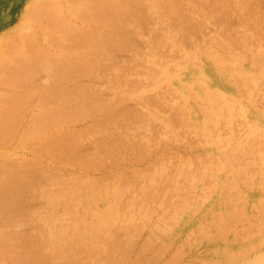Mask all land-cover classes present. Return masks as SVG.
<instances>
[{
  "label": "rangeland",
  "instance_id": "1",
  "mask_svg": "<svg viewBox=\"0 0 264 264\" xmlns=\"http://www.w3.org/2000/svg\"><path fill=\"white\" fill-rule=\"evenodd\" d=\"M40 0H38V1H35V0H0V43H2V42H4L3 44H0L1 46H0V55L2 56H0V60H2V62H4L6 65H8L9 63L12 65V66H6V69H5V67H4V65H1L0 64V68L1 67H3V69H0V71H1V73H0V75H2V77H3V79L7 76V77H10V78H5L7 81L6 82H8V80H9V83L11 84L12 83V77L13 76H15L16 74H14L13 76H11L12 75V70L13 71H15V68H16V64H17V59L14 57L13 59H15V60H11L10 59V56L9 55H7V52L9 53H11V51H3V49L5 50V47L4 46H2V45H5V46H7V48H9V46L11 47V48H9L10 50L12 49V45H14V49L16 48V51H14L13 50V52H12V55H13V53L14 52H18V48L20 49V55H19V52L17 53V55L20 57V58H22V57H24L23 55H25V53H26V51H22V49L24 48V46H25V44H23V42H26V40H27V46H29L28 48L31 50V54H33L32 52H36V53H39V51L41 52V50H45V51H48L49 52V50L51 51L52 50V52H50V53H52V54H54V55H60L59 53L57 54V52H61V50H62V48H64L65 49V47H60V46H55L54 44L53 45H51L50 43V41L48 42H46V38L44 37V35L42 36L41 34H43L42 32H44L43 30H44V28L47 26V27H50L49 26V24H51L52 23V18H55V16L57 15H59L63 20H65L64 22H66L67 20L65 19L66 17H65V15L66 14H68L69 13V11H70V9L71 10H73V6H75V8L76 7H78L79 5H81L82 6V4L85 2V4H83L84 6H82V7H84V8H89L90 9V7L92 8V6H87L86 7V4H89L90 5V3H92L93 4V2L96 4V3H98L97 5H99L98 7H96V6H94L95 4H93V7H95V9L97 8V10L99 11L100 9V15L102 16V15H104V16H102L105 20H109V21H113V22H115L116 21V23H121V22H117V21H121L122 20V22H123V20H124V22L122 23V24H127L128 22L129 23H133L134 24V21L136 22V21H138V22H136L135 24H138V25H141V28H142V30L140 31V34H141V32H142V35L141 36H138V35H136V37H135V35L134 34H127L128 36H129V39L131 38H133L132 37V35L134 36V38L132 39V40H134L135 42H136V44H138V45H140L141 47L143 46V48L146 50L147 48V52H148V54H147V52H146V55H148V56H143V57H146V59H145V61L143 62L142 61V59L140 60L139 58H140V56L138 57V59H137V61L138 60H140V62H142L143 63V67H144V70L146 71V72H143L142 70H140V72H143L144 74H139L138 73V71L136 70V67H135V69H133V70H136L137 72L136 73H133V72H131V70H132V68H130L129 69V71H128V73L126 74V76H123V78H125V80L126 79H128V80H126V82L127 83H130V81L131 80H138V81H140L141 82V84H140V82H139V84H140V86L138 85V89H135L137 86V84L135 85V83L136 82H138V81H135V83H134V91H137V90H139V92L140 91H143V95L144 94H147L146 92H151V95L150 96H155V98L153 97L152 99H154V102L156 103H154V102H152L151 103V99H150V97H149V94H147L148 96V98L150 99V104H155V106L158 104V103H160L159 101L158 102H156V97H161V98H157V100L159 99H161V100H163V101H165L164 103H163V101H162V103H160L159 105H157V106H161L160 108L162 109V107H163V109L164 110H160V108H158V110H159V112L157 111V110H155L156 109V107L154 106V108L153 107H151V105H150V107H148L149 105H148V101H149V99H148V101H147V98H146V95H144L143 96V98L144 99H146V102H145V100H144V102H145V104H147V105H145L144 104V102H143V104H144V107H143V104H139V102H140V100L138 99V101L136 102L135 101V99H130V98H126V99H123V100H120V102H119V104H118V106L120 105V107H124V108H130L131 110V115H133V114H135L136 116H138L140 113V111H138L137 110V112L138 113H135L134 112V110H135V108L136 109H139V110H145L143 113H145L146 111H147V116L145 115V114H143V116L146 118V124H148V122H150L151 124H149V126L151 127L152 126V129L148 126V125H146L145 124V126H144V122L142 121L143 120V118L142 119H136L135 118V116L133 115V118H135V119H133V121H131L130 122V124L131 125H129L128 124V126H132L131 128H133V123L132 122H135L134 124H136V122L138 123V125L140 126V124L143 126H140V127H142L143 128V130H142V128L140 129V127L138 126V125H136L137 127H135V130H134V128L132 129L133 131H131L130 129H128V128H130V127H125L124 128V130H123V128L121 129V128H119V129H117V128H113V131L114 130H117V132L119 131V133L120 132H122V133H120V137H118L119 136V133H118V135H116L117 136V141L120 139V138H122L123 139V141L122 142H119L118 141V151H120V152H118L117 151V147H116V144H117V141H116V144H115V148H116V153H115V151L113 152L114 153V158L117 156L118 157V160H113V162H114V165L115 166H113V170H112V172L115 170L116 172H113V173H117V172H121V173H123V170L125 171V173H127V175H128V177L124 174V177H123V174H119V176H118V174H117V176H116V178L117 177H119V179L121 180H117L119 183H117V185H116V183H113L114 181L113 180H115L116 178H115V176L113 175V176H107L106 174L107 173H101L100 172V175L98 174L99 172H93V170H92V168H85V169H82V170H79L78 168H69V169H60L61 171L59 172V178H58V172H53V171H59V169H57L55 166H53L52 168H51V171L50 172H53V176H54V178H53V176L51 175V173L50 172H47V175L46 174H44V172H42V170L41 169H37V166H38V168H44V166L42 165V164H44V159H42V158H40L38 155L36 156V157H34V156H32V154H29V153H24L23 151H20V150H18V151H16V145H15V142H14V138L12 139H8V141H1V138H0V164L1 165H5V166H8V167H10V166H17V165H15L16 163H13V161H15L16 159V162L17 163H19L20 161L22 162V159L21 158H25V161H23V163H25L26 161H28V162H26L25 164L27 165H25V164H23L22 163V167L24 168V169H26V167L30 170V169H32V167L34 166H36L35 168H33L32 170H35V169H37L36 171H33V172H37V171H41L43 174H44V176L45 177H49V175H51L52 176V178H51V176L47 179V178H43V179H47V181L45 180L42 184H39V185H36V186H38L39 188L37 189L38 191H40L41 190V192H44L45 193V189L47 188V186L45 187V189L42 187V185L44 184V185H46V182H48V180L49 181H51V183H49L48 182V188L47 189H52V188H54V189H52V195H55V196H57V195H59V196H57L56 198L58 199H52L51 197H52V195H51V190L48 192V190L46 191V192H48V194L47 193H45V194H43V196L44 197H46V198H42L41 197V195H39V197H37V198H35L34 196V199H32L33 197H32V195H30L29 196V198H27L28 199V201H27V199L26 198H24V199H22L21 201H22V204H21V202H20V205H16V204H14L15 206H13L12 205V207H10L9 209L7 208V207H5V206H1V207H3V208H1V210H0V213H1V211H2V213H4V214H0V217H2L3 218V216L5 217V215H7V217L6 218H3L4 219V221L1 219V221H3V222H5V221H7V220H11V219H13L15 222H17V228L19 229V227L20 226H23L24 227V225H25V229L23 230V228H21L20 227V229L19 230H16V231H20V230H22L23 232H25V230H26V225L28 224L29 226H31V228H32V230H31V233H29V234H38V236H42V239L44 238V241L43 242H41L42 244V253H44V257H45V260H46V264H47V259L46 258H48V256H50L49 258L50 259H48V261L50 260V263H48V264H62L63 262H65V261H63V259H61L60 257V260H54L53 259V256H52V253H50V254H48V252H50V250L52 249V248H50V247H52L53 245H54V243H55V245L57 244L58 246L59 245H62L61 246V250L63 251V252H65V253H68V252H70L71 254H72V252H73V254H74V252H76V254L78 253V255L80 254V256H81V253L78 251V250H81L82 249V247L83 248H85V249H87V247H88V249L90 248V250H91V247H92V249L95 251L96 250V255H95V257H91V256H84V258H81V257H83V253L84 252H82V256L80 257V258H78V255H76V254H74V257H76V259L78 258V261H79V259L81 260V262L79 263V264H83V262H85V264H94L95 263V261H97L96 262V264H102V263H99V262H103L104 264H106L107 262H105L106 260L108 261V263L107 264H110V262H112L113 261V259L114 258H118L117 260H119V257H117V255H118V253H119V255H120V253H121V251H125V248H126V250H128L129 251V249L131 250L130 252H128L126 255H127V257H126V259H125V253H124V251H123V253H121L122 254V256L120 255V259H123V257H124V259H125V263L126 264H133V263H130L129 262V260L130 259H132V258H135V256L136 255H132L133 253H135L136 252V250L137 249H139V248H142V246H147L145 249H143V250H140L138 253H140L141 252V255H142V257H140V260H141V262H143V264H151L150 263V261L149 260H151V258L152 257H154L155 255V257L154 258H156L157 257V259H155V261L152 263V264H248V263H250V262H253V261H256V262H260L261 264H264V263H262L263 262V259H264V143L262 144V142L261 141H263L264 142V136H262V135H264L263 133H264V41H263V37H264V0H109L110 2L111 1H113V2H115V4H116V6L118 5V6H120V8L119 7H116V6H114V3H110L109 1H108V4H106V5H103L104 3H107V0H47V2L45 1V0H41L40 1V3H38ZM81 2V3H78V2ZM84 1V2H83ZM49 2V3H48ZM51 2V3H50ZM77 2V3H76ZM90 2V3H89ZM72 3V4H71ZM40 4V5H39ZM49 6H48V5ZM51 4V5H50ZM74 4V5H73ZM76 4H78V6L76 5ZM113 5V6H111V5ZM44 6V5H46V6H44V8L43 9H45L48 13H46V14H40V16L39 15H37V14H34L35 13V11L37 10V6ZM153 5V6H152ZM108 6H109V8L111 9H109L108 8ZM123 6V7H122ZM137 8V7H139L140 9H144V7H147V8H145L144 9V11H145V14L143 15V13H144V11L143 10H139L138 8V10L135 8V7ZM180 7V8H178V7ZM72 7V8H71ZM100 7V8H99ZM153 7H155V8H153ZM165 7V8H164ZM173 8V7H177V8H174V9H177V12H176V10H175V12H173V10L174 9H171V11L172 12H170V10L169 11H167L168 9H170V8ZM252 7H253V9H252ZM70 8V9H69ZM81 8V7H80ZM87 8V9H88ZM125 8H126V12H125ZM132 8V9H131ZM160 8H164V9H160ZM247 8L249 9L250 8V10H247ZM49 9V10H48ZM92 9H94V8H92ZM123 9V10H122ZM129 9V11H127ZM132 11H131V10ZM160 9V10H159ZM186 9V10H185ZM247 10V11H245V10ZM25 10H27L26 12H25ZM28 10H30L29 12H28ZM67 10H69V11H67ZM166 12V13H164V11ZM178 10H179V13L181 14V12H183V13H185V15H180V14H178ZM188 10H189V12H188ZM191 10V11H190ZM193 10H194V12H193ZM201 10V11H200ZM106 11H110V12H114L109 18L108 17H106V15H108L107 13H104V12H106ZM134 11V12H133ZM150 11V13L152 14V15H147V12H149ZM195 11L198 13H195ZM199 11V12H198ZM202 11H204V12H206V13H203V15H202ZM210 12V13H208V12ZM217 11V12H216ZM226 11V12H225ZM245 11V12H244ZM249 11V12H248ZM254 11V12H253ZM28 12V13H27ZM116 12V13H115ZM129 12H132L131 14L129 13ZM155 12V13H154ZM163 12V13H162ZM189 13V15H188V13ZM194 13L196 16H194V14H191V13ZM222 12V13H221ZM241 12H243V13H241ZM168 13V17H166L167 19H168V21L166 20V18H164L166 15L165 14H167ZM170 13H172L171 15H170ZM175 13H176V16H175ZM199 13L202 15L201 17H200V15H199ZM208 13V14H207ZM229 13V14H228ZM248 15H247V14ZM252 13V14H251ZM26 14V15H25ZM29 14V15H28ZM114 14L115 15H117L118 16V18L116 17V16H114ZM149 14V13H148ZM164 14V15H163ZM178 14V15H177ZM222 14H224V15H222ZM228 14V15H227ZM240 15V14H242V16L240 15L239 17H238V15ZM251 14V15H250ZM35 15V16H34ZM143 15V16H142ZM147 15V16H146ZM155 17H154V16ZM160 15V16H159ZM193 15V16H192ZM205 15V16H204ZM249 15L250 16H252V17H250V18H248L249 17ZM258 15V17H256ZM25 16V17H24ZM64 16V17H63ZM114 16V17H113ZM147 18H146V17ZM148 16H149V18H148ZM153 16V17H152ZM158 16V17H157ZM170 16V17H169ZM186 16V17H185ZM192 16V17H191ZM214 16H215V18H214ZM235 16V17H234ZM120 17H122L121 18V20H120ZM150 17H152V18H150ZM194 17V18H193ZM209 17V18H208ZM218 17V18H217ZM234 17V18H233ZM245 19V21L246 22H242L244 19ZM245 17H247V19L245 18ZM23 18V19H22ZM106 18H108V19H106ZM157 18V19H156ZM164 18V19H163ZM185 18V19H184ZM191 18H193V19H191ZM252 18H254V20L252 19ZM41 19V20H40ZM103 19V20H104ZM119 19V20H118ZM126 19H128V22L126 23ZM130 19H131V21H130ZM160 21H159V20ZM187 19H188V22H187ZM189 19H191L190 21H189ZM218 19V20H217ZM237 19H238V22H237ZM243 19V20H242ZM256 19H257V21H256ZM24 20V21H23ZM71 20V24L73 25V26H75L76 28H80L81 26V24H83L84 25V23H86V25H84V26H87V24H88V26L90 25L92 28H94L95 27V29H97V27H103V25H102V22H100L101 24H99V21H97L96 22V20H93V19H88V18H75V16H74V18H71L70 19ZM115 20V21H114ZM134 20V21H133ZM158 20V21H157ZM162 20H164V21H162ZM221 20V23L220 22H218V21H220ZM20 21H23L24 22V24H23V22L21 23ZM37 21V22H36ZM49 23H48V22ZM170 21V22H169ZM198 21H202L203 22V25H202V22L199 24V27H198ZM215 21V22H214ZM229 21H230V23H229ZM240 21V22H239ZM250 21V22H249ZM252 21L255 23L254 25H253V23H252ZM104 22H107V21H104ZM183 22H186L187 23V25H189L188 23H190L191 25H193L194 26V28L192 27V26H187L186 27V25H184L183 26V24H185V23H183ZM206 22V23H205ZM258 22V23H257ZM22 24V25H19V24ZM47 23V25H44V24H46ZM69 23V22H68ZM128 23V24H129ZM160 23H161V25H160ZM176 23V24H175ZM205 23V24H204ZM217 23V25H215ZM227 23H229V24H227ZM247 25H246V24ZM252 25H251V24ZM257 23V24H256ZM75 24V25H74ZM166 24H168L167 26H171V29L173 30V34L175 33V35H176V37L174 36V39H169L168 40V42H170L171 43V47H169V45L168 46H166V44L165 45H163L165 42H166V40H165V42L162 44L161 42L163 41H161L160 42V44L161 45H163V46H160V44L158 45L159 47H160V49H159V47H158V49H157V51H158V53L162 50V52L163 51H165L164 53H163V56H162V52L161 53H159V56L161 55V60H160V63H157V64H154L153 65V63H152V59H153V56H157V54L155 55V53H154V49H153V47H152V43L154 42L153 41V38L151 37V33L150 32H148L147 31V29H146V27L148 28V25H153V26H158V27H160V26H162V25H166ZM38 25H42V26H38ZM79 25V26H78ZM82 25V26H83ZM93 25V26H92ZM95 25V26H94ZM97 25V26H96ZM223 25H225V26H223ZM227 25H228V27H227ZM232 25V26H231ZM249 25L251 26V30H250V27H249ZM256 25V26H255ZM22 28V30H19L20 29V27ZM36 26V27H35ZM170 26L168 27L169 29H170ZM177 26V27H176ZM183 26V27H182ZM200 26H202V27H200ZM203 26L205 27V28H203ZM233 26H234V28H233ZM237 26V27H236ZM254 27V30H253V27ZM19 27V28H18ZM43 27V28H42ZM47 27L45 28V30H48L49 31V33L51 32L53 35L55 34V32H54V30L56 31V34L54 35L55 37H58L59 38V35H60V38H62V34H63V32L64 31H61L60 30V28L63 30V28H62V26H58V28H57V26H52V29H51V27L50 28H48L47 29ZM105 27V26H104ZM140 27V26H139ZM179 27V28H178ZM184 27H185V30H184ZM190 27V28H189ZM199 29H198V28ZM207 27V28H206ZM227 27V28H226ZM246 29H245V28ZM249 27V28H248ZM37 28V29H36ZM40 28V29H39ZM181 28H183L182 29V31H181ZM193 28V29H192ZM232 28H233V30H232ZM34 29H36L37 31H39L38 32V35H37V37H36V33L34 34V33H32L31 31L33 30V32H35L36 30H34ZM43 29V30H42ZM169 29H168V31H167V33H170V31H169ZM170 29V30H171ZM177 29H179V30H177ZM189 29V30H188ZM190 29L192 30V31H190ZM197 29V30H196ZM202 29V30H201ZM205 29V30H204ZM219 29V30H218ZM229 29V30H228ZM230 29H231V31H230ZM255 29H257L256 31H255ZM259 29V30H258ZM41 30V31H40ZM196 30V31H195ZM204 30V31H203ZM220 30L221 31H223V34H222V32H220ZM260 30H262V34L260 33L261 31ZM60 31H61V34H60ZM178 31H179V33H178ZM191 34H193V36L192 35H189V37L188 38H190V39H188V40H193L192 41V44H190V42L191 41H188L187 42V39H186V36H187V33L188 32ZM200 31H202V35L201 34H198V33H200ZM206 31L207 32H209V33H206ZM234 31V32H233ZM254 31V32H253ZM259 31V32H258ZM18 32H20V33H18ZM59 32V33H58ZM110 32H112V35L111 36H115V34H113L115 31H114V29L113 30H111ZM144 32H145V34H144ZM147 32V33H146ZM183 32V33H182ZM187 32V33H186ZM236 32H239V33H236ZM245 32V33H244ZM30 33H32V34H30ZM50 33V34H51ZM116 33V32H115ZM119 33H120V31H119ZM126 33H128V32H126ZM162 35L164 34V32H160ZM185 33V34H184ZM206 33V34H205ZM221 33V34H220ZM258 35H257V34ZM21 34V35H20ZM22 34H23V36H22ZM28 34V35H27ZM51 34V35H52ZM111 34V33H110ZM123 34H125V33H122L121 32V34L120 35H123ZM173 34H169V35H173ZM180 35V37H177V35ZM183 34V35H182ZM205 34V35H204ZM226 36H225V35ZM235 34V35H234ZM238 34H239V36H238ZM249 34V35H248ZM259 34H260V36H259ZM12 35V36H11ZM25 35V36H24ZM27 35V36H26ZM31 35H33L32 36V38L34 37H36V39H38V41H39V43H37V41H36V39H31ZM35 35V36H34ZM40 35V36H39ZM118 35V34H117ZM126 35V37L128 38V36ZM147 35H150V38H149V36H147ZM178 35V36H179ZM204 35V36H203ZM224 35V36H223ZM242 35H243V37H245V36H247V38L245 39V38H243L242 37ZM251 35V36H250ZM263 35V36H262ZM9 36H10V40L12 39L11 37H14L15 36V38L14 39H12L14 42H12V44H11V42H9ZM22 36V37H21ZM29 36V37H28ZM39 36V37H38ZM42 36V37H41ZM53 36V37H54ZM137 36H138V38L139 39H136L137 38ZM143 36V37H142ZM182 36V37H181ZM185 36V37H184ZM231 36V37H230ZM250 36V37H249ZM252 36H254V37H252ZM25 37H28L29 38V41H28V38H25ZM173 37V36H172ZM184 37V38H183ZM192 37H195V38H192ZM233 37V38H232ZM249 37V38H248ZM255 38L256 37V39H254V40H257V41H253V39L252 38ZM258 37V38H257ZM260 37H261V40H260ZM8 38V39H7ZM18 38V39H17ZM19 38H21L20 40H19ZM24 38L26 39V40H24ZM141 38L143 39L144 38V40H145V38H146V40H148L150 43H147L146 45L145 44H143L142 45V43L144 42V40L143 41H141ZM171 38V37H170ZM179 39V40H177V41H175L176 39ZM223 38H225V39H223ZM239 38V39H238ZM17 39V40H16ZM30 39H31V41L32 42H35V44H32V48H30V45H31V43H29V42H31L30 41ZM41 39H44L45 40V42H44V40L42 41V43H41ZM51 39V38H50ZM130 39V40H131ZM151 41H150V40ZM236 39V40H235ZM246 40L247 41V43H246V45L247 46H249V47H246L247 49H248V51L250 52V54L251 55H247V54H249L248 52H244L248 57H246V58H244L245 56H243L242 57V55H241V53L243 54V49H245V48H243L242 50H241V48H239V47H237L236 45H234V44H236L237 43V41H241V40ZM250 39H252L250 42H253V45L249 42V40ZM259 39V40H258ZM24 40V41H23ZM34 40V41H33ZM131 40V41H132ZM137 40V41H136ZM145 40V41H146ZM170 40H172V41H170ZM195 40V41H194ZM221 40V41H220ZM224 40V41H223ZM230 40V41H229ZM235 40V41H234ZM153 41V42H152ZM173 41H175V42H177V43H179V44H176V43H174ZM197 41V42H196ZM225 41H226V43H225ZM229 41V42H228ZM231 41H233L232 43H231ZM245 41V42H246ZM262 41V42H261ZM6 42H7V44H6ZM133 42V41H132ZM134 42V43H135ZM138 42V43H137ZM152 42V43H151ZM168 42H166V43H168ZM194 42V43H193ZM200 42V43H199ZM218 42H221V44L219 45V44H217ZM236 42V43H235ZM255 42V43H254ZM259 42V43H258ZM14 43V44H13ZM29 43V44H28ZM47 43H49L50 44V46H49V44H47ZM145 43V42H144ZM196 43V44H195ZM202 43V44H201ZM230 43V45H228ZM39 47H41V45H43V49H42V47L39 49L38 48V46ZM195 44V45H194ZM197 44H199V45H197ZM223 44H226V46H227V48H225V47H222L223 46ZM248 44H250V45H248ZM257 44H258V46H257ZM15 45H17V46H15ZM33 45H35L36 46V51L34 50V48H35V46H34V48H33ZM145 45V46H144ZM150 45V46H149ZM155 45V44H154ZM153 45V46H154ZM174 45H177L178 47H176V46H174ZM201 45V46H200ZM204 45V46H203ZM222 45V46H221ZM237 45H239V44H237ZM48 46V48H46ZM54 46V47H56V48H52V47ZM196 46V47H195ZM198 46H200L201 48H200V50H199V47ZM207 46V47H206ZM233 46H234V49H233ZM240 46V45H239ZM18 47V48H17ZM26 47V46H25ZM163 47H165V49L163 48ZM166 47L168 48V49H166ZM198 47V50H196V48ZM222 47V48H221ZM237 47V48H236ZM254 47V48H253ZM22 48V49H21ZM46 48V49H45ZM61 48V49H60ZM142 48V49H143ZM151 48V49H150ZM163 48V49H162ZM174 48V49H173ZM177 48V49H176ZM184 48H185V54H189L190 53V55L192 54V57L190 56V55H188L187 56V60H185V58H186V55L184 54V53H182V52H184ZM204 49L202 52H200L201 51V49ZM208 48V49H207ZM210 48V49H209ZM229 48H231V50L229 49ZM252 48V49H251ZM26 48H24L23 50H25ZM29 49H26L27 50V52H28V54L26 53V55H27V57H26V55H25V58H28V57H31V56H33V55H31L30 54V50ZM37 49H39V50H37ZM63 49V50H64ZM170 49H173V52L172 53H170L171 51H170ZM175 49H176V51L178 50L179 51V49H181L179 52H178V54H180V55H177L176 56V53H174L175 52ZM192 49H193V51H192ZM241 50V53H240V50ZM250 49V50H249ZM254 49V50H253ZM53 50H54V53H53ZM60 50V51H59ZM62 50V51H63ZM66 50V49H65ZM64 50V51H65ZM151 50V51H150ZM169 50V52L167 53V51ZM187 50H188V52H187ZM207 50V51H206ZM252 50V51H251ZM56 51V52H55ZM67 51V50H66ZM24 52V53H23ZM43 52V51H42ZM48 52H46V54L48 53ZM122 51H119V54H117L116 52H113L112 53V55H114L113 57H115L114 59H116L115 61L116 62H120V63H118V64H122V62L124 63V61H126V60H128V57H125V56H131V54L129 53V52H127L126 51V53L127 54H125L124 52L125 51H123L122 53H121ZM152 53V55L153 56H150L151 55V53ZM182 54H181V53ZM192 52V53H191ZM209 52V53H208ZM211 52H212V54H211ZM237 52H239V53H237ZM252 52V53H251ZM6 53V54H5ZM9 53V54H10ZM43 53H45V52H43ZM50 53H48V55L50 54ZM56 53V54H55ZM63 53V52H62ZM73 53V52H72ZM71 53V54H72ZM198 53H200V54H198ZM204 53H206V56H204L205 54ZM52 54H50V56L52 55ZM125 54V55H124ZM150 54V55H149ZM165 54V55H164ZM166 54H167V56H166ZM170 54V55H169ZM244 54V55H245ZM16 55V56H17ZM120 55L123 57V59H122V57H120ZM124 55V56H123ZM173 55V56H172ZM195 55H197L196 56V59H195ZM209 55V56H208ZM254 55V57H257V58H253L252 56ZM7 56V57H6ZM14 56H15V54H14ZM17 56V57H18ZM73 56H74V54H73ZM164 56H166L165 58L167 59V63H165V61H163L164 62V64H162L163 62H162V58H163V60L165 59L164 58ZM171 56L173 57L172 59H169V57L171 58ZM174 56H176V57H174ZM181 56H185V58H181ZM200 56V57H199ZM219 56V57H218ZM241 56V57H240ZM18 57V58H19ZM119 57H120V59H119ZM135 57H137V56H135ZM179 57H180V59H179ZM198 57V58H197ZM207 57H209V58H206ZM216 57V58H215ZM249 57H252V59L251 58H249ZM11 58H12V56H11ZM131 57H129V59H130ZM150 60H149V59ZM219 58V59H218ZM165 59V60H166ZM169 59V60H168ZM174 59V60H173ZM183 59V60H182ZM190 59H192V60H190ZM214 59V60H213ZM217 59H218V61H217ZM223 59V60H222ZM124 60V61H123ZM148 60H149V62L150 63H152V64H150V66H154L155 68H157L158 69V74H157V72H152L151 73V71H150V74H149V70L151 69L152 70V67H150V69L148 68L149 67V64L147 63L148 62ZM182 62V63H184V65L180 62V61ZM185 60V61H184ZM190 60V61H189ZM194 60H196L195 62H199L200 63V65L201 66H198L196 63H195V65H194V63H192V62H194ZM202 60V61H201ZM216 60V61H215ZM254 60H256V62L254 61ZM6 61H8L9 63H7ZM16 62V64H15V62ZM106 61H108V60H105V62ZM170 61H171V63H170ZM173 61V62H172ZM222 61V62H221ZM1 62V63H2ZM162 62V63H161ZM175 62V64H176V66H175V64H173ZM177 62L179 63H181L180 65L182 66H180L179 64H177ZM215 62H217V63H215ZM45 63H48V60H45ZM107 63V62H106ZM142 63H139V64H141L142 65ZM145 63V64H144ZM146 63H147V65H148V67H147V65H146ZM169 63V64H168ZM190 63H192V64H190ZM220 63V64H219ZM217 64H219L218 66H217ZM14 65V66H13ZM141 65L139 66V67H141ZM145 65H146V69H145ZM164 65V66H163ZM166 65H168V66H166ZM171 65H174V66H171ZM194 65V66H193ZM38 65H34V67H32L31 69L29 68L28 70H27V75L29 74L30 75V77H29V75L27 76V77H29V82H27V78L25 79V83L24 84H22V85H18L17 83V87H11V86H9L8 87V83L6 84V83H3V81L4 80H2L1 81V79L2 78H0V89H1V91H0V97H3L4 99H5V101H8V103H9V97L11 96V98L14 96V93L15 92H22V89H29V88H34V87H37V88H41L40 86H42L45 82H46V80L43 82V79L45 78V79H49L50 78V76L47 74V73H45L46 71H44V70H42V69H38V67H37ZM137 66V65H136ZM169 66H171V67H169ZM181 68H180V67ZM11 67V68H10ZM13 67V68H12ZM164 67H166L165 68V70H164ZM172 68V67H174V69H172L171 71H173V70H175L174 72H172L171 73V71H168V70H166V69H168V68ZM142 68V67H141ZM154 68V69H155ZM160 68V69H159ZM178 68V69H177ZM5 69V70H4ZM8 69H10V70H8ZM35 69V70H34ZM140 69V68H139ZM143 69V68H142ZM153 69V71H155ZM157 69H156V71H157ZM177 69V70H176ZM180 69V70H179ZM2 70H3V72H2ZM17 70V69H16ZM164 70V71H163ZM188 70V71H187ZM7 71L9 72L8 74H7ZM168 71V72H167ZM176 71H178V72H176ZM199 71H202V72H200L199 73ZM135 72V71H134ZM165 72H167V73H165ZM183 72V73H182ZM17 73V72H16ZM46 75H45V74ZM145 73H148V74H146L145 75ZM154 73L156 74V77H155V75H154ZM159 73H160V75H159ZM171 73V74H170ZM173 73H175L174 75H173V77H172V74ZM180 73V74H179ZM191 75H190V74ZM249 73H252V75H250ZM5 74H6V76H5ZM45 76H44V75ZM135 74H137V75H135ZM248 74V75H247ZM149 75V76H148ZM163 75H164V77H163ZM165 75H167L168 77L166 78L165 77ZM250 75V76H249ZM253 75H254V79H253ZM18 76V75H17ZM17 76H15L16 78H14V79H16L17 80V78L19 77H17ZM47 76V77H46ZM49 76V77H48ZM129 76L132 78V79H129ZM150 76H152V77H150ZM154 76V77H153ZM248 76V77H247ZM1 77V76H0ZM35 79H34V78ZM106 76H104L103 78H104V80L103 79H100V81L96 78V80L95 79H90V82H93L94 81V83H91L94 87H92V88H96V87H98V88H100V89H102V88H104L105 87V85H106V88L108 87H110L112 84H114L113 82L115 81H108V79L107 78H105ZM135 79H134V78ZM140 77V78H139ZM148 77L149 78H152V79H148ZM161 77H163V78H161ZM251 77V79H249ZM41 78H43V79H41ZM51 78H53V77H51ZM87 78V79H86ZM123 78H122V81H124L123 80ZM143 79V82H142V79ZM145 78V79H144ZM147 78V79H146ZM155 78H156V81L157 80H159V78H160V80L158 81V82H155ZM158 78V79H157ZM177 78H178V80H179V82H178V80H177ZM203 78V79H202ZM238 78H243V79H245L246 80V83L248 84V85H251V86H245L246 87V90H248V91H243L242 93L243 94H240L239 93V90H238V87H237V85H236V82H235V80L236 79H238ZM40 79V80H39ZM86 79V80H85ZM185 79V80H184ZM40 82V84L38 83V81ZM50 80V79H49ZM48 80V81H49ZM60 80V79H59ZM83 80H85V83L87 82L88 83V77H85ZM82 80V81H83ZM88 80V81H87ZM92 80V81H91ZM103 80V81H102ZM153 80H154V82H153ZM184 80V81H183ZM202 82V84H200V81ZM203 80V81H202ZM239 81H240V79H238ZM238 80H236L237 82H238ZM11 81V82H10ZM76 81H78V80H76ZM97 81V82H96ZM105 81V82H104ZM107 81V82H106ZM133 81H132V83H133ZM147 81V82H146ZM152 81V82H151ZM164 81V82H163ZM168 81H171L173 84H171L170 86L168 85V87H167V84L168 83H170V82H168ZM198 81V82H197ZM26 82H27V84H26ZM43 82V83H42ZM63 82V81H62ZM81 81H79V83H80ZM149 82H151V83H149ZM186 83V84H189V90H187V88H188V85H187V87H185L184 88V86H182V84L183 83ZM5 84V85H3V84ZM15 83V82H14ZM14 83H12L11 85H14ZM28 83H30V84H28ZM34 83V84H33ZM71 85H73V84H76L75 83V81L74 82H68V84H67V82H66V84H67V86L65 87V88H67L68 87V90H74V89H72V87H74L75 88V86L76 85H78L79 83L77 82V84L76 85H73V86H71V87H69V85L70 84ZM82 83V82H81ZM83 83H84V81H83ZM86 83V84H87ZM98 83H99V85H98ZM105 83V84H104ZM107 83H109V84H107ZM116 83V82H115ZM131 83V84H132ZM150 84V85H148V84ZM9 84V85H10ZM16 84L14 85V86H16ZM42 84V85H41ZM66 84H64V85H66ZM131 84H130V86H131ZM246 84V85H247ZM7 85V86H6ZM25 85V86H24ZM33 85V86H32ZM92 85H89L90 87L92 86ZM95 85H98V86H95ZM104 87H103V86ZM146 85V86H145ZM166 87H164V86ZM176 85V86H175ZM200 85H202V86H200ZM18 86H23L22 87V89L20 88V91H19V88H18ZM114 86V85H113ZM133 86H131V87H129V90H132L131 88H133ZM143 86V87H142ZM147 86L149 87V88H147ZM154 86V87H153ZM182 86V87H181ZM206 88H205V87ZM5 87V88H4ZM25 87V88H24ZM102 87V88H101ZM156 87H159V88H156ZM163 89H162V88ZM169 87H171V88H169ZM201 87L203 88V89H201ZM211 87V88H210ZM214 87V88H213ZM18 88V89H17ZM71 88V89H70ZM106 88H104V90L102 89V92H100L98 95L100 96V95H103L104 93L105 94H107L108 96H104L105 97V99L107 98V97H109V92H108V88L106 89ZM122 90H121V89ZM164 91V88H165V90L167 89H169L168 91H162L161 92V89ZM247 88H251V89H247ZM15 89V90H14ZM17 89V90H16ZM127 89V88H126ZM144 89V90H143ZM145 89H147V90H145ZM160 91H159V90ZM171 89H172V91H173V94H176V96H177V94H178V96H180L179 98H180V100H181V98L183 97V99L186 97L187 99H185V101H184V103H183V100H181L180 102H179V98H178V96L176 97L175 95L174 96H172L173 94L171 93L172 91H171ZM193 91H192V90ZM14 90V91H13ZM156 90H158V92H154L153 93V91H156ZM175 90V91H174ZM181 90V91H180ZM205 90V91H204ZM211 90V91H210ZM242 90H244V89H242ZM2 91H4V93L2 92ZM14 92V93H8V92ZM118 91H120L119 93L122 95L124 92V90H123V87L122 86H120V87H118ZM250 91V92H249ZM104 92V93H103ZM122 92V93H121ZM168 92H170V93H168ZM176 92V93H175ZM194 92H196V93H194ZM238 92V93H237ZM103 93V94H102ZM153 93V94H152ZM157 93L159 94L158 96H157ZM166 93H167V95H166ZM181 93V95H179ZM186 93V94H185ZM192 93V94H191ZM219 93V94H218ZM227 93V95H225ZM248 93H251V94H248ZM161 94H163V95H161ZM165 94V95H164ZM190 94V95H189ZM195 96H194V95ZM213 94H214V96H213ZM247 95V98L245 97L246 95ZM10 95V96H9ZM161 95V96H160ZM216 95H217V97H216ZM235 95V96H234ZM242 95H244V96H242ZM257 95V96H256ZM164 96V97H163ZM182 96V97H181ZM193 98H192V97ZM213 96V97H212ZM228 96V97H227ZM234 97L233 99L234 100H231L232 99V97ZM253 96H256L257 98H254ZM102 97V98H101ZM104 97L103 96H100L99 97V101H101V99L102 100H104ZM173 97H175V98H173ZM230 97H231V99H230ZM238 97V101L237 100H235L236 98ZM246 99H245V98ZM98 97L96 96V98L95 99H93L94 101H96V99H97ZM101 98V99H100ZM163 98V99H162ZM166 98V99H165ZM218 98H219V100H218ZM228 98V99H227ZM0 99H2V98H0ZM4 99H2V100H4ZM28 99H29V97L27 98V100L25 101V102H27L28 101ZM167 99H173V100H171L172 102H171V104L169 103L170 101L169 100H167ZM205 99V100H204ZM221 99H222V102H219V101H221ZM226 99V100H225ZM230 99V100H229ZM256 99V100H255ZM30 100H32V101H30V102H28V104H26L25 105V109H26V112L24 113V112H22V111H25V109L24 110H22L20 113L22 114V115H20L19 114V118L18 119H20V116H22L23 118H21L22 120H18L17 121V123H16V125H14V126H16V129L14 128V129H12V132H18V130H19V132H20V129H22V127H23V125L24 124H27L30 120L29 119H31V115H32V111H34V110H36L38 107L40 108V106L43 104L42 102H36V99L34 100V99H32L31 97H30ZM98 100V99H97ZM128 102H126V101ZM217 100H218V102H217ZM255 100V101H254ZM1 101V100H0ZM122 101H123V103H122ZM127 103H125V102ZM133 101H135V102H133ZM143 101V100H142ZM153 101V100H152ZM169 101V102H168ZM175 101V102H174ZM176 101H178V102H176ZM187 101V102H186ZM231 103H230V102ZM236 102V104L234 103V102ZM2 102V101H1ZM4 102V101H3ZM37 104H36V103ZM130 102V103H129ZM182 102V103H181ZM196 102V103H195ZM224 102V103H223ZM245 102V103H244ZM255 102V103H254ZM7 102H5V103H1L3 106H4V104L5 105H7L6 104ZM32 103V104H31ZM137 103V104H136ZM179 103V104H178ZM181 103V104H180ZM214 103V104H213ZM226 103V104H225ZM228 103V104H227ZM239 103V104H238ZM252 103H254V104H252ZM33 104H35V105H33ZM38 104H40V106L38 105ZM124 105V106H122V105ZM125 104L127 105L126 107H125ZM165 104H167V105H165ZM212 104V105H211ZM217 104V105H216ZM225 104V105H224ZM233 104V105H232ZM1 105V106H2ZM30 105H32V107L30 106ZM128 105H130V106H128ZM135 105V106H134ZM137 105V106H136ZM164 105V106H163ZM185 105V106H184ZM189 105V106H188ZM208 105V106H207ZM215 107H214V106ZM220 105V106H219ZM223 105V106H222ZM227 105H228V107H227ZM239 105H240V107H239ZM0 106V107H1ZM134 106V107H133ZM147 106V107H146ZM153 106V105H152ZM166 106V107H165ZM171 106V107H170ZM172 106L173 107H177L176 109H177V111L176 110H174V111H172ZM185 107V108H183L182 109V107ZM231 106H232V108H231ZM247 106V107H246ZM31 107V108H30ZM44 107V106H43ZM208 107V108H207ZM221 107V108H220ZM225 107V108H224ZM237 107H238V109H237ZM3 108V107H2ZM2 108L0 109V113H1V110H2ZM38 108V109H39ZM134 108V109H133ZM146 108V109H145ZM152 108H153V111L154 112H156L155 114L153 113V111H151L152 110ZM168 108V109H167ZM213 108H215V109H213ZM222 108H224V110L225 111H223V109ZM229 108H231L230 110H231V114H230V110H229ZM234 108V109H233ZM31 109H33L32 111H31ZM38 109H37V111H38ZM149 109H151L150 111H149ZM170 109V110H169ZM180 109H182L181 111H183L184 112V110H185V112H184V114H183V112H181L180 111ZM228 109V110H227ZM133 110V111H132ZM190 110V111H189ZM219 112H218V111ZM237 112H235V111ZM28 111H29V113H28ZM170 111H172L173 112V115H172V112H170ZM178 111H180V112H178ZM214 111H216V112H214ZM221 111V112H220ZM234 111V112H233ZM239 111H241V112H239ZM34 112H36V111H34ZM149 112L151 113V114H149ZM165 112V113H164ZM171 114H170V113ZM176 112V113H175ZM186 112H188V114L186 113ZM229 114H228V113ZM232 112H233V114H232ZM19 113V112H18ZM133 113V114H132ZM158 113V114H157ZM159 113H160V117H159ZM163 113L166 115V113H168L166 116H167V119H165L164 117H166L165 115H163ZM174 113H175V115L176 114H178L179 115V118H181V119H183L184 117V119L183 120H181L180 119V121L178 120L179 118H175V119H177V120H175L174 121V117H178V115H174ZM180 113V114H179ZM238 115H236V114ZM241 113V114H240ZM243 113V114H242ZM29 114V115H28ZM31 114V115H30ZM161 114H162V116H161ZM185 114H187L188 116H186ZM228 114V115H227ZM150 115H152V117L150 116ZM156 115L158 116V119H157V117H156ZM168 115H172L171 117H168ZM182 115H183V117H182ZM0 116H1V114H0ZM212 116V117H211ZM216 116V117H215ZM139 118H140V115L138 116ZM142 117V116H141ZM153 117H154V122H152L153 121ZM187 117H189V118H187ZM170 118H172L171 120H169ZM212 118H215V119H212ZM217 118V119H216ZM236 118H238V120L236 119ZM244 118V119H243ZM152 119V120H151ZM165 119V120H164ZM187 119V120H186ZM211 119V120H210ZM220 119V120H219ZM236 119V120H235ZM145 120V119H144ZM213 120H214V122H213ZM0 121H1V118H0ZM138 121H142L143 122V124H142V122L140 123V122H138ZM161 121V122H160ZM221 121V122H220ZM232 121H237L236 123L234 122V124H232ZM22 122V123H21ZM157 122V123H156ZM173 122H175V123H179V124H175V123H173ZM218 122L219 123H221V125H219L218 124ZM20 123V124H19ZM153 123V124H152ZM17 124L19 125L18 127H17ZM161 124V125H160ZM162 124H163V126H162ZM170 124H171V126H174L173 128L170 126ZM217 124V128L215 127V125ZM225 124V125H224ZM229 124V125H228ZM255 124H256V127H255ZM258 124V125H257ZM157 126V128H158V126H160V128H158L157 130L158 131H164V129H165V131L164 132H157L156 131V127L155 126ZM177 125V127H175ZM187 125V126H186ZM230 126V127H228V126ZM233 125H234V127H233ZM254 125V126H253ZM260 125V126H259ZM83 126V125H82ZM127 126V125H126ZM161 126L163 127V128H161ZM166 126H168V129H167V127ZM214 126V127H213ZM77 127H79V125H77V126H75L74 128H77ZM81 127V126H80ZM171 127V128H170ZM220 127V128H219ZM223 127V128H222ZM226 128V132H225V128ZM232 127V128H231ZM260 127H262L263 128V131L261 132L262 133V135L259 133V130H257V129H259ZM69 128H72V126L70 127L69 126ZM139 128V130L140 131H138L137 129ZM170 128V129H169ZM212 128H213V130H212ZM231 128V129H230ZM257 128V129H256ZM24 129V128H23ZM22 129V130H23ZM128 129V130H127ZM150 129V130H149ZM159 129H161V130H159ZM163 129V130H162ZM191 131H190V130ZM224 129V130H223ZM235 129V130H234ZM16 130V131H15ZM108 130V129H107ZM106 130V131H107ZM121 130V131H120ZM123 130V131H122ZM137 130V131H136ZM154 130H155V132H157V134L155 133H153V136H152V134H151V132H154ZM170 130H172V131H170ZM187 130H189L188 131V134H187ZM215 130V131H214ZM220 130H221V132H220ZM232 130V131H231ZM251 130V131H250ZM104 131V132H103ZM105 130H102V131H95V134L93 133V135L92 134H87V136H85V138L83 137H81V136H79V141L81 140L82 142H79L78 140V142H79V145H85L84 147L82 146V147H78V149L76 148L75 150H74V148L72 149V150H74V151H72L71 153H76V154H79V153H77V151L79 150V151H81L82 149L83 150H85V148L87 147V150L84 152V154H86L87 153V151H88V149L89 150H93V143H92V141L93 140H90V139H94V141L95 142H97V143H99L100 142V140L98 141V139L97 138H100V139H102L103 137L104 138H107L106 137V133L109 131H107L106 132ZM130 131V132H129ZM142 131V132H141ZM167 131H170V132H167ZM212 131H214V132H212ZM230 131V132H229ZM0 132H1V130H0ZM18 132V133H19ZM115 132V134H117V132L116 131H114ZM127 132H129V133H127ZM135 132H137V133H135ZM183 132V133H182ZM234 132V133H233ZM253 132V133H252ZM257 132L259 133V134H257ZM26 133V132H25ZM105 133V135H103ZM132 133H135L136 134V136L134 135L133 136V134ZM147 133H148V135H147ZM150 133V134H149ZM162 134V135H160V134ZM168 133V134H167ZM206 135H205V134ZM210 133V134H209ZM216 133V134H215ZM222 134V135H220V134ZM255 133V134H254ZM1 134V133H0ZM24 134V133H23ZM115 134H113V135H115ZM122 134H123V136H122ZM131 134V135H130ZM218 134V135H217ZM233 134V135H232ZM257 134V135H256ZM112 135V136H113ZM206 137H205V136ZM211 135H212V138L213 139H211ZM220 135V136H219ZM249 135V136H248ZM254 135L256 136V137H254ZM88 136H89V138H88ZM93 136V137H92ZM107 136H111V135H107ZM125 136V137H124ZM131 136H133L132 137V139H130L131 138ZM154 136H157L156 138L158 139H156V138H154L153 139V137ZM210 136V137H209ZM231 136V137H230ZM0 137H1V135H0ZM81 137V138H80ZM87 137V138H86ZM129 137V138H128ZM146 137H148V138H146ZM149 137H150V139L151 140H149ZM152 137V138H151ZM173 137V138H172ZM196 137H197V139H196ZM216 137H218V138H216ZM222 137V139H220ZM248 137H250L254 142L256 141L257 143H255V144H252V143H254L250 138H249V142H248ZM104 138L102 139V140H104ZM116 138V137H115ZM201 138V139H200ZM210 138V139H209ZM216 138V139H215ZM226 138V139H225ZM233 138V139H232ZM254 138H256L255 140H254ZM263 138V139H262ZM111 139V140H110ZM125 139V140H124ZM130 139V140H129ZM141 139V140H140ZM143 139V140H142ZM170 139V140H169ZM198 139H200L201 140V142H198V141H200V140H198ZM204 139V140H203ZM207 139H209V140H207ZM214 139H215V141H214ZM229 139V140H228ZM5 140H7V139H5ZM101 140V141H102ZM108 140L109 141H114V140H116V139H112V137H110V138H108ZM133 140V141H132ZM152 140H154L153 142H155L156 144H154V143H152L151 141ZM169 140V141H168ZM195 140V141H194ZM207 140V141H206ZM219 140V141H218ZM259 140H260V142L261 143H259ZM149 141H150V143H149ZM157 141V142H156ZM159 141V142H158ZM198 143H197V142ZM212 141H214V144H215V142L216 143H218V145L216 144V146L217 147H215L214 146V144L213 143H211V145H210V142H212ZM227 141V142H226ZM31 143H32V140L30 141ZM85 142V143H84ZM124 142V143H123ZM128 143V144H126V143ZM132 142V146H131V143ZM140 142V143H139ZM220 142V143H219ZM223 142H225L226 144V146L225 145H223ZM243 142V143H242ZM2 143V144H1ZM4 143V144H3ZM38 143V142H37ZM81 143V144H80ZM88 143V144H87ZM90 143H92V144H90ZM114 143H115V141H114ZM123 143V144H122ZM136 143H137V145H138V147H137V145H136ZM200 143V144H199ZM202 143V144H201ZM207 143V144H206ZM227 143H228V145H227ZM246 143H247V145H246ZM249 143V144H248ZM33 144V143H32ZM130 144V151L132 150V152L130 153L129 152V154H130V156H129V154H127L128 153V150H129V148L127 147V145H129ZM141 144V145H140ZM148 145V149H146V150H144L145 149V147H143V149H142V147L141 146H143V145ZM150 144V145H149ZM153 144V145H152ZM204 144V145H203ZM245 144V145H244ZM251 144V146L249 147V145ZM262 146H261V145ZM31 144H29V146H30ZM126 145V147H124V146ZM135 145H136V148H135ZM156 145V146H155ZM158 145V146H157ZM192 147H191V146ZM242 145V146H241ZM35 146H37V145H35L34 144V146H32L33 148L35 147ZM90 146V147H89ZM122 146V147H121ZM221 146V147H220ZM245 148H244V147ZM31 146L30 147H28V149H31L32 148ZM140 147V148H139ZM154 147V148H153ZM239 147V148H238ZM91 148V149H90ZM122 148H123V150H122ZM124 148H125V150H124ZM126 148H128V150H126ZM131 148H133L134 149V151H133V149H131ZM147 148V147H146ZM150 148V149H149ZM224 148V149H223ZM251 148V149H250ZM254 148H256V149H254ZM42 149V148H41ZM52 149V151H54V152H52L51 154H50V156L52 157V155H53V153H54V155H55V150L53 149V148H51ZM81 149V150H80ZM140 149H142V150H144V152H142V150H140ZM244 149V150H243ZM254 149V150H253ZM77 150V151H76ZM115 150V149H114ZM140 150V151H139ZM150 150V151H149ZM237 150V151H236ZM243 150V151H242ZM251 150V151H250ZM254 151V153H253V151ZM257 150V151H256ZM16 151V152H15ZM39 151V150H38ZM124 151V152H123ZM125 151H126V153H125ZM148 151H149V153H148ZM200 151V152H199ZM230 151V152H229ZM240 151H242V152H240ZM247 151V152H246ZM250 152V154H249V152ZM17 152H18V154H17ZM88 152H91V151H88ZM139 152H140V154H141V152L142 153H145L146 155H147V153H148V155H147V157H145L146 155L144 154V158H140V159H138V160H133V159H136V158H138V157H140L139 155ZM235 152H238V153H235ZM257 154H256V153ZM6 153L7 154H9V155H12L11 157L8 155V158H7V156H6ZM21 153H23V154H21ZM82 153V152H81ZM81 153H80V155H81ZM122 154V153H124V154H122V155H120L119 156V154ZM244 155H243V154ZM247 153V154H246ZM21 154V155H20ZM25 154V155H24ZM26 154H27V156H26ZM88 154V153H87ZM117 154V155H116ZM137 154V155H136ZM139 154V155H138ZM166 154L168 155V154H171V155H169V156H166ZM216 154H217V156H216ZM237 154V155H236ZM24 155V156H23ZM90 155V154H89ZM125 157H124V156ZM142 155V154H141ZM197 155H198V158H196L197 157ZM200 155V156H199ZM235 155V156H234ZM135 156V158H133ZM213 156V157H212ZM229 158H227V157ZM252 156V157H251ZM258 156V157H257ZM9 157L11 158V159H9ZM59 156H57V153H56V155L55 156H53L52 158H58ZM62 157V156H61ZM67 157V158H66ZM70 157V155H64L61 159H62V161L64 162V161H66V160H64V159H68ZM141 157H143V156H141ZM162 159H161V158ZM187 157V158H186ZM195 158V159H193L192 160V158ZM225 157V158H224ZM232 157V158H231ZM234 157H236V158H234ZM248 158V159H246V158ZM251 157V158H250ZM15 158V159H14ZM60 158V157H59ZM103 158H105L104 160H103ZM102 158V160L103 161H101L102 162V164H108V159H109V161L111 160V159H113L111 156L108 158L107 156L105 157H103ZM161 160H160V159ZM202 158V159H201ZM211 158V159H210ZM214 158H216V160H214ZM218 158H219V160H218ZM235 160H234V159ZM238 158V159H237ZM243 158V160L244 161H242L241 159ZM245 158V159H244ZM255 158H257V159H255ZM262 158V159H261ZM13 159V160H12ZM28 159V160H27ZM29 159L31 160L32 159V161H35V163H38V164H33V163H31L32 161H30L29 162ZM40 159V160H39ZM116 159V158H115ZM159 159V160H158ZM166 159H167V162H166ZM185 159V160H184ZM189 159H191V160H189ZM199 161H198V160ZM224 159H226L225 161H223ZM230 159H231V163H230ZM254 159V160H253ZM9 160V161H8ZM133 160V161H132ZM158 160V161H157ZM169 160V161H168ZM233 160V161H232ZM237 160V161H236ZM247 160V161H246ZM260 160H262V161H260ZM12 161V162H11ZM112 161V160H111ZM116 161H118L117 163H116ZM184 161V162H183ZM188 161V162H187ZM192 161H193V163H192ZM220 163V166H219V163ZM222 161V162H221ZM260 161V163H258ZM20 162V163H21ZM105 162V163H104ZM107 162V163H106ZM150 162L152 163H156V164H158L159 162H162V165L164 164V166H160L161 168L162 167H164V168H162V169H160L159 170V166L157 167V165H154V164H152V165H150ZM164 162H166V163H164ZM169 162H170V166L168 165V167H166V165L167 164H169ZM199 162V163H198ZM234 162H237V164H234ZM242 162H244V163H242ZM248 162H249V165H251V166H249L248 165ZM256 162H257V164H256ZM4 163V164H3ZM10 164L11 163V165H8V164ZM46 163V162H45ZM111 163V162H110ZM198 164V166L196 165V164ZM223 163V164H222ZM252 163H254V164H252ZM33 164V165H32ZM82 164H83V162H82ZM127 164V165H126ZM179 164H181V165H179ZM190 164H192V165H190ZM193 164H195V165H193ZM209 164V165H208ZM232 164V165H231ZM242 164V165H241ZM247 164V165H246ZM256 164V165H255ZM258 164H260V166L258 165ZM23 165H25V167L23 166ZM29 165H31V167L29 166ZM154 165V166H153ZM158 165H161V163H159ZM178 165H179V167H178ZM208 165V166H207ZM235 165V166H234ZM243 165H245V166H243ZM181 166V167H180ZM201 166V167H200ZM207 166V167H206ZM251 168V169H249V167ZM255 166V167H254ZM30 167V168H29ZM77 167H81V166H77ZM126 167H127V169H126ZM154 167H156V168H154ZM177 167V168H176ZM206 167V168H205ZM210 167V169H208ZM215 167V169H213ZM233 167V168H232ZM238 167L239 168H241V169H238ZM132 168V169H131ZM182 168V169H181ZM46 170H49V169H47V168H45ZM53 169V170H52ZM133 170L134 169V171H130V170ZM152 169L154 170V171H152ZM185 169V170H184ZM194 169H195V171H194ZM213 169V170H212ZM218 169V170H217ZM243 169V170H242ZM253 169V170H252ZM44 170V169H43ZM46 170H44L45 171V173H46ZM66 170V171H65ZM122 170V171H121ZM140 170V171H139ZM178 172H177V171ZM180 170H182L181 172H180ZM187 170V171H186ZM197 170V171H196ZM217 170V171H216ZM230 170H232V171H230ZM258 170V171H257ZM26 171H27V169H26ZM131 172V174H129V172ZM156 171H158L157 173L159 174V175H155L156 174ZM160 171H161V173H162V175L160 174ZM184 171H186L185 172V174H184ZM194 172V174H193V172ZM202 171V172H201ZM206 171V172H205ZM215 173V180H214V177H213V179H212V181H211V178H209V180L207 179L206 180V177L208 178V176L206 175V174H204V173ZM235 171H236V173H235ZM238 171V172H237ZM249 171V172H248ZM32 171L30 170V172L29 173H31ZM32 172V173H33ZM67 172H71V173H67ZM143 172L145 173V176H147V177H144V174H143ZM152 172V173H151ZM165 172H167V173H165ZM192 174H191V173ZM197 172H199V173H197ZM242 174H241V173ZM245 172V173H244ZM38 173H40V172H38ZM42 173H40V174H42ZM49 173V174H48ZM62 173V174H61ZM63 173L65 174L63 177H62V175H63ZM68 175H67V174ZM76 173V174H75ZM111 173V172H110ZM136 173V174H135ZM180 173V174H179ZM181 173H182V175L183 176H180L181 175ZM187 173H189L188 175H187ZM210 173V174H211ZM102 174H105L104 176H107V177H104ZM153 175V178L155 179H151L152 177V175ZM198 174H200V176L198 175ZM206 176H204V175ZM209 174V177L210 176H213V174L212 175H210ZM238 174H240V175H238ZM244 174V175H243ZM246 174V175H245ZM263 174V175H262ZM97 175H99V177L97 178ZM143 175V176H142ZM178 175V176H177ZM188 176V178H187V176ZM194 175H195V178H194ZM196 175H198V176H196ZM239 177H238V176ZM42 177H43V175H41ZM55 176L58 178H55ZM73 177V179L76 181H73L72 180V177ZM82 177V179L84 180V182H83V180L81 181V180H79L80 178H78V177ZM92 176V177H91ZM101 176H102V178H101ZM142 176V177H141ZM189 176L190 177H192V178H190L189 179ZM232 176V177H231ZM246 176V177H245ZM254 176V177H253ZM60 177H62L63 178V180L61 181V182H59V180H61L62 178H60ZM67 177L70 179L69 180V183H70V181L73 183V184H75V186L74 185H72L71 184V187L72 186H74L75 188H76V186L78 185V187H79V182H80V186H81V184L82 183H85V181H86V184H83V187L86 185V186H88L87 184H91L90 185V187L92 186V188H91V190L89 191L88 189H90V187L88 186V189H87V187L85 186L84 188L83 187H80V189L77 187V189H79V190H74L73 189V187H72V189L74 190V192L75 191H82V190H86V191H82V193L83 194H85V199H83V198H81L82 196H84L83 194L82 195H78V194H81V192H79V193H76L75 192V194H77L79 197H80V199H81V201L82 200H86V203L84 202L83 203V201H82V204H81V202L80 201H78V206L80 207V205L82 206L83 204H86V206L84 205V206H82V209H81V207L80 208H78L79 209V211L82 213H80L79 211H77V207L76 208H74L73 209V207H75L77 204H76V201L77 200H80L79 199V197L78 196H76L75 194H74V192H73V194H72V191L73 190H71V188H70V185H68L69 183H68V179H67ZM76 177V178H75ZM84 177V178H83ZM126 177V178H125ZM148 177H150V178H148ZM186 177V178H185ZM201 177H205V178H202V180H203V183H202V180H201ZM223 177V179H221ZM248 177V178H247ZM50 178H51V180H50ZM94 178V179H93ZM95 178H96V181H95ZM102 179V181L100 180V182L103 184V182H105L104 184H103V186H101L100 184H99V182L97 181V180H99V179ZM185 178V179H184ZM231 178L233 179L234 178V180H236V181H234V180H232L233 181V184H232V186H234V187H232L230 184L232 183V182H230L231 181ZM240 178V179H239ZM249 178H251V179H249ZM64 179L66 180V181H64ZM134 181H133V180ZM192 179V180H191ZM205 179V180H204ZM244 179V180H243ZM52 180H55V183L52 181ZM58 180V181H57ZM79 180V182H77ZM131 180V182H133V183H131V182H129ZM135 180H137V181H135ZM185 180V181H184ZM188 180V181H187ZM221 180H223V182L221 181ZM230 180V181H229ZM249 180H251V181H249ZM93 181V182H92ZM113 181V182H112ZM116 181V180H115ZM123 181H125L124 183V185H123ZM194 183H193V182ZM197 181V182H196ZM205 181H208V183L207 182H205ZM210 181H211V183H212V185H210L211 183H210ZM213 181H214V183L215 184H213ZM220 181H221V183H220ZM230 183H229V182ZM240 181V182H239ZM246 181V182H245ZM42 182V181H41ZM64 182V184L65 185H68L69 186V188H68V186H67V188L69 189V190H67V188H66V190L69 192V191H71L70 192V194L67 192V191H64L65 190V188L63 189L62 187L64 186V184H62ZM90 182H92V183H90ZM121 182V183H120ZM127 182H129V184L127 183ZM136 182H138V185L137 186H139V184L141 185L140 187H142V185H143V187L140 189V187L139 188H135V187H132V186H134V183H135V185L137 184ZM140 182V183H139ZM187 182H189V183H187ZM190 182H191V184H190ZM243 182V183H242ZM251 182V183H250ZM40 183V182H39ZM54 183V184H53ZM66 183H68V184H66ZM76 183H78V184H76ZM106 183H108L107 184V187L109 186V184H110V186H109V188L110 189H107L106 188ZM152 183H154V184H152ZM188 185H187V184ZM207 183V185H205ZM210 183V184H209ZM228 183H229V186H227L228 185ZM238 183V184H237ZM248 183L250 184V185H248ZM263 183V184H262ZM49 184H50V186H49ZM58 184V187L56 186ZM59 184L62 186L61 188L62 189H60V187H59ZM126 184H127V186H126ZM133 184V185H132ZM153 185V187H156L155 188V190H153L152 188L151 189H147V188H149V186L150 185ZM186 184V185H185ZM193 184V185H192ZM237 185V187H236V185ZM247 184V185H246ZM57 187V189L59 190V191H57V189L55 188V186ZM99 185V187L97 188V190H96V192H95V195L97 194V199H96V197H95V195H91L92 193L94 194V192H93V190H94V188L93 187H97ZM105 185V186H104ZM116 185V186H115ZM130 185V186H129ZM146 185H148V186H146ZM154 185H156V186H154ZM189 185H192L191 186V188L190 187H188V188H185V187H187V186H189ZM209 185V186H208ZM245 185V186H244ZM252 185V186H251ZM262 185V186H261ZM120 186V187H119ZM122 186H123V188H122ZM128 187V189H126V187ZM175 186V187H174ZM213 186L215 187L214 189H213ZM40 187H42V188H40ZM64 187H66V186H64ZM101 187V188H100ZM117 187V189H120V191H118V190H116V192H115V190H114V188H116ZM145 187V188H144ZM152 187V186H151ZM174 187V188H173ZM178 187V188H177ZM194 187V188H193ZM204 187V188H203ZM231 187V189L229 190V188ZM252 187V188H251ZM37 188V187H36ZM35 188V189H36ZM83 188V189H82ZM132 188H135V189H132ZM157 188H159V190L157 189ZM175 188H177V189H175ZM180 188V189H179ZM193 188V189H192ZM212 188V189H211ZM239 188V189H238ZM248 188V189H247ZM55 189H56V191H55ZM93 189V190H92ZM96 189V188H95ZM125 191H124V190ZM130 189V191H128ZM136 189H140L139 190V193H137L136 191H138V190H136ZM144 189H146V190H144ZM157 189V190H156ZM173 189H175L177 192V194H175V190H174V192L172 191ZM187 189V190H186ZM210 189V190H209ZM42 190H45V191H42ZM54 190V191H53ZM102 190H104V191H102ZM111 191L112 190V192H114V193H118L119 194V196L118 195H116V194H114V193H112V192H110L111 193V195H110V193L109 192H107V191ZM123 192H122V191ZM131 190H133V191H131ZM143 190V191H142ZM171 190V191H170ZM190 190V191H189ZM200 190V191H199ZM203 190H207L206 192L204 191L203 192ZM214 190V191H213ZM262 190V191H261ZM91 193H89V192ZM101 191V192H100ZM128 191V192H127ZM147 191H149V194H150V192L153 194L154 193V191H155V193L153 194L154 195V197H155V194H156V198H154L153 197V195L151 194V195H149L148 194V196H147V194H145ZM168 191V192H167ZM179 191H181V192H179ZM194 191V192H193ZM55 192H56V194H55ZM59 192V193H58ZM86 192H88V193H86ZM102 192H105V193H107V194H105V193H103L104 195H103V197H102ZM120 192V193H119ZM132 192V193H131ZM135 192H136V194H135ZM145 192V193H144ZM160 192V193H159ZM172 192V193H171ZM186 192V193H185ZM188 192V193H187ZM190 192H191V194L192 193H194V194H192V198L193 199H191L190 198ZM38 193V192H37ZM62 193H64L65 194V197H64V194H63V196L62 195H60V194H62ZM123 193V194H122ZM148 193V192H147ZM159 193V194H158ZM166 193V194H165ZM183 193H185V194H183ZM204 193V194H203ZM231 193V194H230ZM235 193V194H234ZM238 193H240V194H238ZM36 194V193H35ZM72 194V195H71ZM89 194L91 195V196H89ZM109 194V195H108ZM120 194H122V195H120ZM140 194H142V195H140ZM179 194V195H178ZM183 194V195H182ZM187 194V195H186ZM224 194V195H223ZM229 194V195H228ZM243 194H244V196H243ZM51 195V196H50ZM70 195V196H69ZM98 195H99V197H101V198H99L98 197ZM116 195V196H115ZM131 196V197H129L128 198V196ZM133 195H134V197H133ZM136 195V196H135ZM175 195H176V197H175ZM180 195H181V197H180ZM239 195H240V197H239ZM35 196H37V194L35 195ZM68 196V197H67ZM72 196V197H71ZM121 196H122V198H121ZM126 196H127V199H126ZM143 196V199H144V202L142 201V197ZM144 196H145V198H144ZM150 196V198H147V199H150V200H148L147 202L145 201V200H147L146 199V197H149ZM161 196V197H160ZM170 196V197H169ZM173 196V197H172ZM187 197V198H185V197ZM208 196V197H207ZM237 196V197H236ZM63 197L64 198H68V204L69 203H71V205L69 204V206H68V204L66 203L65 204V202L67 201V200H63L62 201V199H63ZM74 197V201H75V198H76V201L74 202L75 203V205L72 203L73 202V200H72V202L69 200V198L71 199V198H73ZM105 197V198H104ZM116 197V198H115ZM139 197H140V201L142 202V206H141V204H138V203H140V201H137L136 203H135V201L138 199L139 200ZM159 197V198H158ZM168 197V198H167ZM174 198L175 200H180L181 199V201H180V203L177 201V203L175 202V200H173V201H171L172 200V198ZM180 197V198H179ZM183 197V198H182ZM236 197V198H235ZM241 198V199H239V198ZM243 197H244V199H243ZM52 200H51V199ZM66 198V199H67ZM94 199L95 198V200H96V202H95V200H93V202L95 203V205L94 204H92V203H90V202H92L91 201V199ZM112 198V199H111ZM121 198V199H120ZM179 198V199H178ZM185 198V199H184ZM202 198H203V200H202ZM258 198H260V200L258 199ZM29 199H30V201H29ZM41 199V200H40ZM99 199V200H98ZM107 199V200H106ZM117 199V200H116ZM119 199V200H118ZM130 199V200H129ZM131 199H133V201L131 200ZM136 199V200H135ZM152 199V200H151ZM157 199V200H156ZM164 199H165V201H168V202H165L164 201ZM168 199V200H167ZM171 199V200H170ZM184 199V200H183ZM187 199V200H186ZM191 199V200H190ZM197 199V200H196ZM199 199H201V200H199ZM205 199V200H204ZM34 201V203H38V201L39 202H42L41 204H43L46 200H47V202H48V205H50V203H51V205L50 206H52L53 204V206L52 207H50L49 206V211L51 210V212H52V210H54L53 211V213H51L50 215H48V213H47V215H48V217H47V215H46V213H45V207H47L46 209H48V206H45V204H47V203H45L44 204V209H42V208H40V210L41 211H38V212H40L39 214H38V212L36 211L35 212V205H33L34 203H33V201ZM53 200H55V201H53ZM58 201V203H57V201ZM106 200V201H105ZM114 200V201H113ZM128 200H129V202H128ZM156 201V203L155 202H152V201ZM159 200V201H158ZM190 201V202H187L186 203V201ZM226 200V202H224ZM230 200V201H229ZM25 201V202H24ZM27 201V202H26ZM44 201V202H43ZM118 203H117V202ZM152 203H151V202ZM170 201H171V203H170ZM183 201H185V202H183ZM200 201V203L198 204V202ZM202 201V202H201ZM24 202V203H23ZM56 202V203H55ZM87 202H89V203H87ZM106 202V203H105ZM109 202V203H108ZM116 202V203H115ZM148 202H150V203H148ZM163 204H162V203ZM181 202H183L182 204H181ZM224 202V203H223ZM233 202V203H232ZM261 202V203H260ZM18 204H19V202H17ZM32 204V205H30V204ZM63 203H64V205L66 206H63ZM133 203V204H132ZM135 203V204H134ZM144 203V204H143ZM146 203H148L149 204V206H148V204L146 205ZM155 203V204H154ZM166 203H168V204H166ZM186 203V204H185ZM189 203V204H188ZM202 203V204H201ZM27 204V205H26ZM39 205H41L40 203H38ZM56 204V205H55ZM87 204H89L90 205V210H88L87 208H89V206L87 205ZM106 204H108V206L106 205ZM109 204H110V206H109ZM117 204V205H116ZM157 204V205H156ZM165 204L167 205V206H165ZM176 205V206H174V205ZM189 206H188V205ZM22 205H24V206H22ZM31 206L29 209L30 210H25L24 208H26V209H28L27 207L28 206ZM58 205V206H57ZM99 206L98 208H105V206L107 207L106 209H107V211H106V209H100L101 211L103 210V211H106V212H109L110 214H109V220L111 219V222H108V219H107V217L105 218V221H104V219H99L100 220V223H99V221H98V218H97V216H94L95 215V213L93 214V215H91L92 214V211H93V209H95V207L94 206ZM114 205V206H113ZM137 205V206H136ZM154 205V206H153ZM159 205V206H158ZM168 205H169V207H173L172 209L171 208H169L168 207ZM178 205H179V208H178ZM199 205V206H198ZM254 205V207H250V206H253ZM22 206V207H21ZM33 206H34V208H33ZM38 206V205H37ZM42 206V205H41ZM71 206H73V207H71ZM131 206V207H130ZM139 206H140V208H139ZM146 206V207H145ZM153 206V207H152ZM181 206V207H180ZM239 206V207H238ZM242 206V207H241ZM15 207H17L16 208V211H15ZM24 207V208H23ZM64 208L66 211L68 210H70V208H71V210H73L72 212H71V210L68 212L67 211V213H71V215H72V217H71V215L70 214H68L67 215V213L65 212V210L63 209L62 210V208ZM86 207V208H85ZM119 207V208H118ZM151 208V210H150V208ZM163 207H164V212H163ZM168 209H167V208ZM184 209H183V208ZM186 207V208H185ZM199 207V208H198ZM235 207V208H234ZM262 207V208H261ZM5 208V209H4ZM35 209V210H32V209ZM37 208V207H36ZM39 208V207H38ZM52 208V209H51ZM69 208V209H68ZM83 208H85L87 211H91V212H89V213H85V209L83 210ZM97 208V207H96ZM97 208V209H98ZM109 208V209H108ZM112 208V209H111ZM114 208V209H113ZM116 208V209H115ZM142 208V209H141ZM146 208V209H145ZM153 208V209H152ZM228 208V209H227ZM233 208H234V210H233ZM239 208V209H238ZM257 208V209H256ZM6 209H8V212H9V214L11 213V215H10V218H9V216H8V212H7V210ZM12 209H14V211L12 210ZM56 209V210H55ZM95 209V211L94 212H98V213H100L101 211L98 209ZM118 209V210H117ZM127 209V210H126ZM139 209V210H138ZM144 209V210H143ZM147 209H149V212H148V210ZM177 209V210H176ZM187 209V210H186ZM194 209H196V210H194ZM262 209V210H261ZM6 210V211H5ZM23 210V211H22ZM25 210V211H24ZM37 210H39V209H37ZM82 210V211H81ZM109 210V211H108ZM123 210V211H122ZM134 210H136V211H134ZM147 210V211H146ZM153 210V211H152ZM166 210V211H165ZM167 210H173V212L175 213L174 215H172L173 214V212L171 213V211H170V213H169V211H167ZM175 210V211H174ZM231 210V211H230ZM239 210V211H238ZM3 211H5V212H3ZM15 212V214L17 215V214H19V217H20V219L22 220V221H19L20 219H19V217L18 218H16V216H14V217H12V214H14V213H12V212ZM18 211H20V213H18ZM33 211V212H32ZM42 211H43V213H42ZM48 211V210H47ZM75 211V212H74ZM79 212V214L77 213V212ZM84 211V212H83ZM111 211H113L114 213V215L111 213ZM180 211V212H179ZM221 211V212H220ZM232 211H233V213H232ZM241 211V212H240ZM7 212V213H6ZM17 212V213H16ZM27 213V216H29V217H26V215L25 214H23V215H20L21 213ZM57 212V213H56ZM61 212H62V214H61ZM169 213V215H168V213ZM216 212H217V214H216ZM220 212V213H219ZM242 212H243V216H245V217H242V215H240V214H242ZM245 212V213H244ZM259 212V213H258ZM263 212V213H262ZM35 213H37V214H35ZM44 213H45V215H44ZM50 213V212H49ZM74 213V214H73ZM75 213L77 214L76 215V217H74L73 218V216H75ZM85 213V214H84ZM132 213V214H131ZM151 213H153V214H151ZM180 215H179V214ZM182 213V214H181ZM202 213V214H201ZM249 213H251V217H250V214ZM253 213V214H252ZM257 213V214H256ZM14 214V215H15ZM86 214H88V216H86ZM140 214V215H139ZM143 214V215H142ZM163 214V215H162ZM216 214V215H215ZM220 214V215H219ZM232 214L234 215V216H232ZM245 214H247V215H245ZM3 215V216H2ZM34 217H33V216ZM36 215L38 216L37 218H36ZM42 215H44L43 217H42ZM58 215H60L58 218H57V216ZM61 215H62V217H61ZM70 215V219H71V221H70V219H69V216ZM135 215V216H134ZM172 215V216H171ZM226 215H227V217H226ZM228 215H229V218H228ZM230 215H231V217H230ZM253 215H255V216H253ZM22 216L25 218H27V220H26V218H25V220L28 222H26L25 220H24V218L22 219ZM31 216L33 217L31 220L29 219V218H31ZM45 216L47 217L46 219H45ZM64 216H65V218H64ZM79 216V217H78ZM81 216V217H80ZM85 216L86 217H90V218H93V220L92 219H90V218H85ZM94 216V217H93ZM112 216V217H111ZM144 216V217H143ZM150 216V217H149ZM161 216H163V217H161ZM166 216V217H165ZM167 216H168V218H167ZM237 216H238V218H239V216H240V218L238 219L237 218ZM12 217V218H11ZM39 217H42V218H39ZM57 219H56V218ZM61 217V218H60ZM125 217V218H124ZM132 217V218H131ZM174 217V218H173ZM225 217H226V220H224L225 219ZM249 219H248V218ZM15 218V219H14ZM34 218H36V220L34 219ZM62 218H64L63 220H62ZM95 218H96V221H95ZM146 218H148V219H146ZM161 218V219H160ZM167 220H166V219ZM221 218H224V219H221ZM17 219V220H16ZM38 219V220H37ZM45 219V220H44ZM48 219H50V221L48 220ZM55 219V220H54ZM90 219V220H89ZM126 219V220H125ZM135 219V220H134ZM140 219V220H139ZM159 219H160V221H159ZM165 219V220H164ZM236 219V220H235ZM237 219L239 220L238 222H237ZM33 220V221H32ZM46 220H48V221H46ZM65 220H67L68 222L66 223V221ZM77 220V221H76ZM83 221V223H81V221ZM90 222H89V221ZM92 220V221H91ZM122 220H124V221H122ZM154 220V221H153ZM163 220V221H162ZM169 220V221H168ZM174 220V221H173ZM205 220H208V221H205ZM220 220H222L221 222H219ZM232 220V221H231ZM233 220H234V222H233ZM243 220L244 221H246V225H248V227L246 226V228H247V232L245 231L246 229L244 228L245 226L243 225V226H241L242 225V223H243ZM32 221V222H31ZM39 221V222H38ZM43 221H45V222H43ZM52 221V222H51ZM72 222V223H70V222ZM80 221V222H79ZM95 221V222H94ZM135 221V222H134ZM142 223H141V222ZM167 221V222H166ZM205 221V222H204ZM216 221H217V224H216ZM224 221H225V223H224ZM259 223H258V222ZM26 222V223H25ZM35 222L37 223L38 222V224H35ZM46 222H48V223H46ZM49 222H51V223H49ZM133 222H134V226H133ZM202 222V223H201ZM204 222V223H203ZM235 222H236V224H235ZM242 222V223H241ZM33 223V224H32ZM40 223V224H39ZM64 223H65V225H64ZM75 223H79L80 225L82 224V226H80L79 224V226L78 225H76L77 227H79V229H82V230H79V229H77V227L75 226V225H72V224H75ZM84 223H86V224H84ZM96 223V224H95ZM102 223V224H101ZM104 223H107V224H105V226H103L104 225ZM115 223V224H114ZM117 223H118V225H117ZM136 223V224H135ZM140 223H141V225H140ZM172 223V224H171ZM174 223V224H173ZM205 223L207 224V225H205ZM231 223H233L232 225H228V224H231ZM251 223V224H250ZM258 223V224H257ZM19 224V225H18ZM31 224V225H30ZM48 224H51V225H48ZM87 224H88V226H87ZM90 224V225H89ZM101 224V225H100ZM113 226H112V225ZM128 224V225H127ZM138 224V225H137ZM145 224V225H144ZM216 224V225H215ZM221 224V225H220ZM243 224H245V223H243ZM259 224H260V226H259ZM27 225V226H28ZM35 225V226H34ZM36 225H37V227H36ZM40 225V226H39ZM44 225V226H43ZM64 225V226H63ZM94 225L96 226V227H94ZM109 225H111V226H109ZM123 225H125L124 226V228H123ZM130 225V226H129ZM137 227H136V226ZM161 225V226H160ZM202 227H201V226ZM203 225H205V228H204V226ZM222 225H224L223 227H222ZM29 226L27 227V229H29ZM45 226H48V228L49 227H51V226H53V227H51V229L50 230H52V236L53 237H49L50 238V240L48 239V235H42V234H44V231L42 232V230H44L45 229ZM73 226H75V227H73ZM85 226L87 227V229L85 228ZM90 226H91V228H90ZM102 226V227H101ZM119 228H118V227ZM122 226V227H121ZM129 226V227H128ZM131 226H132V228H131ZM158 227V228H156V227ZM168 226H170V227H168ZM214 226H216V227H214ZM228 226H230V227H228ZM237 226H239V227H237ZM254 226V227H253ZM39 227V228H38ZM41 227V228H40ZM59 227H60V231H59ZM64 227V228H63ZM70 227V228H69ZM73 227V228H72ZM94 227V228H93ZM98 227H100V228H98ZM103 227H105V229L103 228ZM112 227H115V228H112ZM137 228V229H133V228ZM140 227V228H139ZM142 227V228H141ZM232 227V228H231ZM243 227V228H242ZM252 227V228H251ZM257 227V228H256ZM260 227V228H259ZM16 228V226H15V229H17ZM43 228V229H42ZM58 228V229H57ZM103 228V229H102ZM108 228V229H107ZM111 228V229H110ZM118 228V229H117ZM123 228V229H122ZM130 228V229H129ZM139 228V229H138ZM166 228H168V229H166ZM199 228H200V230H199ZM204 228V229H203ZM68 229H70V230H68ZM86 229V230H85ZM89 229L91 230V229H96L97 230V232L99 233H94L93 235H91L92 233L89 231ZM99 229V230H98ZM117 229V230H116ZM165 229V230H164ZM240 229H243V230H240ZM249 229H252L251 230V232H249ZM255 229V230H254ZM257 229H260V230H257ZM34 230V231H33ZM54 230V231H53ZM66 230H68L69 231V233L70 234H67L66 233ZM72 230V231H71ZM74 230H77L79 233H80V235H78V233L76 232V233H74L75 231ZM84 230V231H83ZM102 230L104 231V232H102ZM109 230V231H108ZM126 230V231H125ZM130 230H135L134 232H132V231H130ZM164 230V231H163ZM233 230H237V231H233ZM240 230V231H239ZM30 231V230H29ZM67 231V232H68ZM74 231V232H73ZM82 231V232H81ZM101 231V232H100ZM112 231V233L110 234L111 236H109V234H106V232L108 233V232H111ZM122 233H120V232ZM129 231V232H128ZM152 231V232H151ZM244 231L247 233V234H245L244 233ZM256 232V234H254L255 232ZM54 232V233H53ZM62 232V233H61ZM63 232L66 234H63ZM90 234H89V233ZM118 232V233H117ZM128 232V234H126ZM136 232V233H135ZM138 232H139V234H138ZM162 232V233H161ZM191 232H193V236H194V238H193V236H190L191 235ZM213 232V233H212ZM241 232H243V233H241ZM253 232V233H252ZM260 232V233H259ZM16 233H19V232H15L14 231V233H13V235H14V239L17 237L16 235ZM25 233H28V232H25ZM56 233V234H55ZM60 233V234H59ZM72 233V234H71ZM73 233H74V235H73ZM83 233L85 234V233H87V235H88V238H87V240H85L86 239V237H87V235H86V237H85V235H83ZM101 233V234H100ZM117 233V234H116ZM120 233V234H119ZM164 233V234H163ZM11 234V233H10ZM10 234H9V236H10ZM54 234V235H53ZM113 234H115L117 237H118V239L121 241L122 240V242H118L117 243V245H116V242H117V240L118 239H116V241H114V239L115 238H117V237H115V235H114V237H113ZM132 234V235H131ZM136 234H137V236H136ZM202 234V235H201ZM204 234V235H203ZM245 234V235H244ZM13 235H11V236H13ZM59 235V236H58ZM65 235V237H63ZM71 235H72V237H71ZM77 235V237H75ZM89 235H90V237H89ZM98 235H99V237H98ZM120 235H122L121 237H120ZM189 235V236H188ZM244 235V236H243ZM247 235V236H246ZM9 236H8V238H9ZM70 236V237H69ZM93 236V237H92ZM98 237V238H95V237ZM101 236V237H100ZM103 236V237H102ZM105 236V237H104ZM108 236V237H107ZM130 236V237H129ZM133 236H134V239H131V238H133ZM188 236V237H187ZM63 237V238H62ZM66 237H67V239H66ZM80 237V238H79ZM113 239H112V238ZM123 237V238H122ZM129 237V238H128ZM136 237H137V239H136ZM163 237V238H162ZM183 237H184V239H183ZM191 237V238H190ZM10 238H12V237H10ZM9 238V239H10ZM66 240H65V239ZM70 238V239H69ZM74 238V239H73ZM75 238H76V240L77 241H79L78 242V244L76 243V245H75ZM78 238H79V240H78ZM90 238V240H88ZM91 238H93V239H91ZM95 238V239H94ZM120 238H122V239H120ZM124 238H125V240H124ZM128 238V239H127ZM156 238V239H155ZM182 238V239H181ZM46 239H48V240H46ZM53 239V240H52ZM63 240V241H61V240ZM72 239V240H71ZM97 239H99V240H97ZM100 239H102V240H100ZM126 239H127V241H126ZM155 239V240H154ZM159 239V240H158ZM190 239V240H189ZM46 240V241H45ZM75 242H74V241ZM82 240V241H81ZM99 241V244H98V242H96V241ZM111 240H112V242H113V244L114 245H116L115 247H117L116 249H114V245L112 244V243H110L111 242ZM118 240V241H119ZM131 240H132V242L134 241V243H132L131 242ZM147 240V241H146ZM189 240V241H188ZM261 240V241H260ZM10 241V240H9ZM53 241V242H52ZM56 241V242H55ZM69 241H71L70 243V245H69ZM83 241H84V243H83ZM88 241V242H87ZM90 241V242H89ZM93 241V242H92ZM102 241H104V242H102ZM124 241V242H123ZM128 242V241H130V242H128V244L130 243V245H127V244H123V243H126V242ZM156 241V242H155ZM166 241V242H165ZM191 241V242H190ZM45 242V243H44ZM49 242H52V243H49ZM74 244H73V243ZM81 242H82V244H81ZM108 242V245H110V244H112V246L111 247H107L106 249H105V246L103 247V245H106L107 246V244L106 243ZM115 242V243H114ZM149 242V243H148ZM152 242V243H151ZM158 242H160V243H158ZM190 242V243H189ZM17 243H19L18 241H17ZM44 243V244H43ZM47 243L48 244H50V247L47 245ZM60 243V244H59ZM62 243V244H61ZM66 243H68V245L66 244ZM87 243H89V244H87ZM95 244V247H94V244ZM120 243V244H119ZM149 244V246H148V244ZM155 243V244H154ZM163 243V244H162ZM166 243H168V244H166ZM179 243V244H178ZM66 244V245H65ZM81 244V245H80ZM101 244H102V248H104V250L105 251H107L108 253L110 252H112V254H106L105 256H104V258L105 257H108L109 255L111 256V258L110 257H108L109 259H103V254H99L100 253V249H102V248H99V246H101ZM118 244L119 245H124V246H118ZM131 244H133V245H131ZM143 244V245H142ZM152 244H154V245H152ZM160 244V246H158ZM164 244H166V246L164 245ZM13 246L12 247H10L11 249H9V248H5V251H4V248H1V250L3 251V252H1L0 251V260L2 261V263H0V264H5V263H7L6 261H11V256H10V254H11V251H12V256H14V255H16V253H15V249H16V247L14 246V245H16V244H12ZM18 245V244H17ZM20 245V244H19ZM44 245H47V246H45L44 247ZM82 245H86V246H82ZM93 245V246H92ZM142 245V246H141ZM151 245V246H150ZM161 245H163V246H161ZM169 245V246H168ZM257 245V246H256ZM67 246V247H66ZM74 246H75V248H74ZM80 246V248H77V247H79ZM82 246V247H81ZM131 246V247H130ZM133 246V247H132ZM140 246V247H139ZM153 246V247H152ZM156 246V247H155ZM165 246V247H164ZM174 246V247H173ZM248 246V247H247ZM44 247V248H43ZM47 247V248H46ZM54 247V246H53ZM113 247V249L116 251H113L111 248ZM127 247H130V248H128L127 249ZM162 247V248H161ZM164 247V248H163ZM250 247V248H249ZM46 248V249H45ZM49 248V250H47ZM59 248H60V246H59ZM72 248V249H71ZM95 248V249H94ZM110 248V249H109ZM119 248L120 249H122L121 251L119 250ZM150 248V249H149ZM160 248V249H159ZM243 248H245V249H243ZM246 248H248V251H247V249ZM6 249H7V252H6ZM108 249V250H107ZM159 249V251H157ZM165 249V250H164ZM173 249H174V251H173ZM178 249V250H177ZM242 249V250H241ZM8 250H10V251H8ZM14 250V251H13ZM60 250V251H61ZM71 250V251H70ZM73 250V251H72ZM99 252H98V251ZM103 249L101 250V251H104ZM153 250V251H152ZM161 250V251H160ZM164 250V251H163ZM176 250V251H175ZM62 251H61V253H62ZM78 251V252H77ZM144 251V252H143ZM155 251H157V252H155ZM173 252L172 253V255L174 256H170V254L168 255V253L169 252ZM182 251V252H181ZM246 251V252H245ZM5 252V253H4ZM16 252H18V251H16ZM114 252L115 253H117V255L116 254H114ZM162 253V255H161V257H160V254L159 253ZM178 252H180L179 254H178ZM235 252V253H234ZM1 253L3 254V255H1ZM94 253V252H93ZM92 253V254H93ZM143 253V254H142ZM151 253H154V254H152V255H150ZM182 253V254H181ZM105 254V253H104ZM114 254V255H113ZM5 255V256H4ZM76 255V256H75ZM118 255V256H119ZM148 255H150V257L148 256ZM159 255V256H158ZM167 255L171 258V259H169V257H168V259H167ZM180 255V257H178ZM182 255V256H181ZM7 256H8V258H7ZM112 256L114 257V258H112ZM133 256V257H132ZM146 256V257H145ZM5 259H4V258ZM89 257V259H87ZM91 257V258H90ZM98 257H101L100 259H97ZM139 257V256H138ZM178 258V259H174V258ZM260 257V258H259ZM145 258H147L148 259V261L146 260V261H144L145 260ZM5 260L4 261V263H3V260ZM7 259V260H6ZM85 259H87V262H86V260ZM94 259V260H93ZM102 259L104 260V261H102ZM153 259V258H152ZM84 260V261H83ZM112 260V261H111ZM115 260V259H114ZM140 260L138 261V264H140L139 262H140ZM0 261V262H1ZM60 263H59V262ZM119 261H121V260H119ZM128 261V262H127ZM152 261V260H151ZM215 261V262H214ZM38 262V261H37ZM42 262V261H41ZM39 263V264H43V263ZM55 262H57V263H55ZM90 262V263H89ZM124 262H123V264H124ZM113 263V262H112ZM111 263V264H112ZM7 264H9V262L7 263ZM11 264V263H10ZM35 264V263H34ZM37 264V263H36ZM45 264V263H44ZM135 264V263H134ZM142 264V263H141Z\"/></svg>",
  "mask_w": 264,
  "mask_h": 264
},
{
  "label": "bare ground",
  "instance_id": "2",
  "mask_svg": "<svg viewBox=\"0 0 264 264\" xmlns=\"http://www.w3.org/2000/svg\"><path fill=\"white\" fill-rule=\"evenodd\" d=\"M35 1H38V0H35ZM41 1V0H40ZM40 1L38 2V3H40ZM46 2H47V0H45ZM81 1V0H80ZM78 2V3H81V2ZM108 1L109 0H107V3H104L103 5H106V4H108ZM84 2V1H83ZM110 2V1H109ZM112 3H114V6H116V4H115V2H113V1H111ZM110 2V3H111ZM49 3V2H48ZM51 3V2H50ZM77 3V2H76ZM90 3V2H89ZM72 4V3H71ZM83 4H85V2L83 3ZM82 4V6H84ZM93 4H95L94 2H93ZM93 4L92 3H90V5L89 4H86V7L87 6H92V8H94V9H92L91 7H90V9L88 8H84V7H82L81 5H79L78 6V4H76L78 7H76L75 8V6H73V10H71L70 8V11L69 10H67V11H69V13L68 14H66L65 15V19L67 20L66 22H64L65 20H63L59 15L57 16H55V18H52V23L51 24H49V26L51 27V29H52V26H57V28H58V26H62V28H63V30L60 28V30L61 31H64L63 32V34H62V38H60V35H59V38L58 37H55L54 35L56 34V31L54 30V32H55V34L53 35L51 32V34L49 33V31L48 30H45V28L47 27H45L44 28V32H42L43 34H41L42 36L44 35V37L46 38V42L48 41H50L51 43V45H55V46H60V47H65V49L67 50H65L64 48H62V50H61V52H57V54L59 53H61L60 55H54V54H52V53H50V52H52V50L50 51L49 50V52L48 51H45L44 49H43V45H41V47H42V49L43 50H41L40 48L41 47H39L37 44V46H38V48L41 50V52L39 51V53H36V52H32L33 54H31V50L28 48L29 46H27V40L25 39V38H28V37H25L24 38V40H26V42H23V44H25V46H24V48H26V49H29L30 50V54L31 55H33V56H31V57H28V58H25V55H26V53L28 54V52H27V50L25 49V50H23L22 48V51H26V53H25V55H23L24 57H22V58H20L18 55H17V53L19 52V55H20V49L18 48V52L16 53V52H14L13 53V55H12V52H13V50L14 51H16V48L14 49L13 47H14V45H12L13 47H12V49L10 50L9 48H11L10 46H9V48H7V46H5V45H2V46H4L5 47V50L3 49V51H11V53L9 54L8 52H7V55H11L12 56V58H11V56H10V59L12 60L14 57L17 59L16 61H17V64H16V62H15V64L17 65L16 66V68H15V71H13L12 70V75L11 76H13L14 74H16L15 76H17L18 78H17V80L16 79H14V78H16L15 76H13L12 77V83H14V85L17 83L18 85H22V84H24L25 83V79L27 78L28 80H27V82H29L30 80H29V77H30V75H29V77H27L28 75H27V73L29 72H27V70L30 68H32V67H34V65H38L37 67H38V69H42V70H44V71H46L45 73H47L49 76H50V80L48 81L47 79H43V78H41V79H43V82L46 80V82L42 85V86H40L41 88H37V87H34V88H29V89H22V87L23 86H18V88H19V91H20V88L22 89V92L20 93H18V92H8V93H14V96L11 98V96L9 97V103H8V101H5V99L3 98V97H0V98H2V99H4V100H2V99H0L1 101H0V106L3 104V103H5V102H7L6 104L7 105H5L4 104V106L2 105L1 107H0V109L2 108V110H1V116H0V118H1V121H0V130H1V141H8V139L10 138H14L13 140H14V142H15V145H16V151H18V150H20V151H23L24 153L26 152V153H29V154H32V156H34V157H36L37 155L40 157V158H42V159H44V161L46 162H44V164H42L43 166H44V168H38V166L36 165V164H38V163H35V161H32V159L30 160L29 159V162L30 161H32L31 163H33V164H35L36 166H37V169H41L42 170V172H44V174H46L47 175V172H50L51 171V168L53 167V166H55L57 169H59V171H53L54 173L55 172H58L56 175L58 176V178H59V172L61 171L60 169H69V168H78L79 170H82V169H87V168H92V170H93V172H99L98 174L100 175V172L101 173H107L106 175L107 176H113L115 173H113V172H116L115 170L112 172V168H113V166H115L114 165V162H113V160H118V155L114 158L113 156H114V151H115V153H116V148H115V144H116V141H117V136L116 135H118V133H119V131L117 132V130H114V131H116L117 132V134H115V132L113 131V128L115 129V128H117V129H119V128H123V130H124V128L125 127H130V126H128V124L129 125H131L130 124V122L131 121H133V119H142L143 118V122L145 121L146 122V116H147V111L145 112V113H143L144 111L142 110H139V109H136L135 108V110H134V112L135 113H138L137 112V110L138 111H140L139 113V115H140V118L138 117V116H136L135 114H133L134 116H135V118H133V115H131V109L128 107V108H122V107H120V105L118 106V104H119V102H120V100H123V99H128V98H132V99H135V101L137 102L138 101V99L140 100V102H139V104L141 103V104H143V102H144V100H145V102H146V99H144L143 98V96L144 95H146V98H147V101H148V95L147 94H149V97H150V99H151V103L152 102H154V99H152L153 97L155 98V96H150L151 95V92L149 93V92H146L147 94H144L143 95V91H140L139 92V90H137V91H134V88L135 89H138V85L140 86V84H141V82L140 81H138V80H131L130 81V83H127L126 82V80H128V79H126L125 80V78H123V76H126V74L128 73V71H129V69L130 68H132V70H131V72H133V73H136L137 71H138V73L140 72V70H144V67H143V63L142 62H140V60L142 59V61L144 62L145 61V59H146V57H143V56H148V55H146V52H147V49L145 50L144 48H143V46L141 47L140 45H138V44H136V42L134 41V40H132L133 38H134V36L132 35V41L129 39V36L127 35V34H136V35H138V36H141L142 35V32H141V34H140V31L142 30V28H141V25H138V24H135L136 22H138V21H134V24L133 23H129L128 22V19H126L127 21H126V23L127 24H122L123 22H124V20H123V22H122V20H121V18L122 17H120V20L121 21H117V22H121V23H116V21L115 22H113V21H109V20H105L102 16H104V15H100V10L98 11L97 10V8L95 9V7H93ZM98 3H96L94 6H96V7H98L99 5H97ZM40 5V4H39ZM37 6V10L35 11V13L34 14H37V15H39L40 16V14H46V13H48L45 9H43L44 8V6H46V5H44V6ZM48 5V4H47ZM51 5V4H50ZM74 5V4H73ZM111 5V4H110ZM49 6V5H48ZM111 6H113V5H111ZM153 6V5H152ZM81 7V8H80ZM116 7H119L120 8V6H116ZM123 7V6H122ZM135 7V6H134ZM178 7V6H177ZM177 7H171L170 9H168L167 11H169L170 10V12H172L171 11V9H174V8H177ZM72 8V7H71ZM100 8V7H99ZM108 8H109V6H108ZM136 8V7H135ZM139 10H143L144 11V9L145 8H147V7H144V9H140L139 7H137ZM136 8V9H137ZM153 8H155V7H153ZM165 8V7H164ZM164 8H160L161 10L162 9H164ZM178 8H180V7H178ZM110 9V8H109ZM132 9V8H131ZM130 9V10H131ZM137 9V10H138ZM159 9V10H160ZM252 9H253V7H252ZM49 10V9H48ZM111 10V9H110ZM123 10V9H122ZM175 10H176V12H177V9H174L173 10V12H175ZM186 10V9H185ZM245 10V9H244ZM247 10H250V8L248 9L247 8ZM247 10H245V11H247ZM27 10H25V12H26ZM30 10H28V12H29ZM127 11H129V9L127 10ZM132 11V10H131ZM164 11V10H163ZM166 11V10H165ZM164 11V13H166ZM191 11V10H190ZM201 11V10H200ZM244 11V12H245ZM27 12V13H28ZM31 12V11H30ZM108 11H106V12H104V13H107ZM125 12H126V8H125ZM134 12V11H133ZM188 12H189V10H188ZM187 12V13H188ZM193 12H194V10H193ZM199 12V11H198ZM208 12V11H207ZM217 12V11H216ZM226 12V11H225ZM249 12V11H248ZM254 12V11H253ZM109 13V14H108ZM107 14L108 15H106V17H110L114 12H108ZM116 13V12H115ZM130 14L132 13V12H129ZM149 13V14H148ZM155 13V12H154ZM163 13V12H162ZM191 13V12H190ZM195 13H197L196 11H195ZM202 13V15H203V13H206V12H204V11H202L201 12ZM208 13H210V12H208ZM207 13V14H208ZM222 13V12H221ZM241 13H243V12H241ZM145 14V11H144V13H143V15ZM172 13H170V15H171ZM178 14H180L179 13V10H178ZM177 14V15H178ZM181 14L182 15H185V13H183V12H181ZM180 14V15H181ZM191 14H194V13H191ZM198 14V13H197ZM229 14V13H228ZM227 14V15H228ZM247 14V13H246ZM252 14V13H251ZM250 14V15H251ZM26 15V14H25ZM29 15V14H28ZM142 15V16H143ZM147 15H152L151 13H150V11L149 12H147ZM146 15V16H147ZM164 15V14H163ZM166 16L164 17V18H166V17H168L167 15H168V13L167 14H165ZM173 15V14H172ZM188 15H189V13H188ZM199 15H200V17L202 16L200 13H199ZM222 15H224V14H222ZM238 15V14H237ZM241 16H242V14H240ZM240 15H238V17L240 16ZM248 15V14H247ZM249 15V17L248 18H250V17H252V16H250ZM35 16V15H34ZM74 16H75V18H88V19H93V20H96V22L97 21H99V24H101L100 22H102V25H103V27L101 28H99V27H97V29H95V27L94 28H92L90 25L88 26V24H87V26H84V25H86V23H84V25L83 24H81L80 26V28L78 27V28H76L75 26H73L70 22H71V18H74ZM114 16H116L117 18H118V16L117 15H115L114 14ZM113 16V17H114ZM145 16V17H146ZM149 16H148V18H149ZM154 16V15H153ZM152 16V17H153ZM160 16V15H159ZM175 16H176V13H175ZM193 16V15H192ZM191 16V17H192ZM194 16H196L195 14H194ZM205 16V15H204ZM25 17V16H24ZM64 17V16H63ZM152 17H150V18H152ZM155 17V16H154ZM158 17V16H157ZM170 17V16H169ZM186 17V16H185ZM197 17V16H196ZM235 17V16H234ZM233 17V18H234ZM256 17H258V15L256 16ZM108 18H106V19H108ZM147 18V17H146ZM163 18V19H164ZM194 18V17H193ZM193 18H191V19H193ZM209 18V17H208ZM214 18H215V16H214ZM218 18V17H217ZM243 18V17H242ZM246 19H247V17H245ZM23 19V18H22ZM104 19V20H103ZM153 19V18H152ZM157 19V18H156ZM185 19V18H184ZM191 19H189V21L191 20ZM244 19V18H243ZM242 19V20H243ZM253 20H254V18H252ZM41 20V19H40ZM119 20V19H118ZM159 20V19H158ZM157 20V21H158ZM166 20L168 21V19L166 18ZM218 20V19H217ZM24 21V20H23ZM23 21H20L21 23L23 22ZM104 21H107V22H104ZM130 21H131V19H130ZM160 21V20H159ZM162 21H164V20H162ZM247 21V20H246ZM245 21V19L242 21V22H246ZM255 21V20H254ZM256 21H257V19H256ZM37 22V21H36ZM48 22V21H47ZM69 22V23H68ZM170 22V21H169ZM187 22H188V19H187ZM202 22V21H201ZM200 21H198V27H199V24L201 23ZM215 22V21H214ZM218 22H220L221 23V20L220 21H218ZM237 22H238V19H237ZM240 22V21H239ZM250 22V21H249ZM19 24V25H22V24ZM49 23V22H48ZM183 23H185V24H183V26L184 25H186V27L187 26H192L193 28H194V26L193 25H191L190 23H188L189 25H187V23L186 22H183ZM206 23V22H205ZM204 23V24H205ZM229 23H230V21H229ZM229 23H227V24H229ZM252 23H253V25L255 24L253 21H252ZM258 23V22H257ZM256 23V24H257ZM23 24H24V22H23ZM176 24V23H175ZM246 24V23H245ZM251 24V23H250ZM44 25H47V23L46 24H44ZM83 25V26H82ZM160 25H161V23H160ZM168 24H166V25H162V26H160V27H158V26H153V25H148V28L146 27V29H147V31L148 32H150L151 34V37L153 38V43H152V47H153V49H154V53H155V55L157 54V56H153L152 55V53H151V55L150 56H153V59L151 60L152 61V63H153V65L154 64H157V63H160V60H161V55L159 56V53H161L162 52V50L158 53V51H157V49H158V45L160 44V42L163 44L164 42H165V40H166V42H168V40L169 39H174V36L176 37V35H175V33L173 34L172 32H173V28L171 29V26H170V29L168 28L169 26H167ZM202 25H203V22H202ZM215 25H217V23L215 24ZM247 25V24H246ZM252 25V24H251ZM38 26H42V25H38ZM79 26V25H78ZM93 26V25H92ZM95 26V25H94ZM97 26V25H96ZM105 26V27H104ZM140 26V27H139ZM182 26V27H183ZM223 26H225V25H223ZM232 26V25H231ZM256 26V25H255ZM20 27V26H19ZM18 27V28H19ZM36 27V26H35ZM50 27H47V29L48 28H50ZM177 27V26H176ZM197 27V28H198ZM200 27H202V26H200ZM227 27H228V25H227ZM226 27V28H227ZM237 27V26H236ZM249 27H250V30H251V26L249 25ZM248 27V28H249ZM253 27V26H252ZM23 28V27H22ZM22 28L20 27V29L19 30H22ZM43 28V27H42ZM58 28V29H59ZM179 28V27H178ZM190 28V27H189ZM192 28V29H193ZM203 28H205L204 26H203ZM207 28V27H206ZM229 28V27H228ZM233 28H234V26H233ZM233 28H232V30H233ZM245 28V27H244ZM247 28V27H246ZM245 28V29H246ZM37 29V28H36ZM36 29H34V30H36ZM40 29V28H39ZM114 29V31L116 32H114L113 34H115V36L113 37V36H111L112 35V32H110L111 30H113ZM141 29V30H140ZM168 29H169V31H170V33L171 34H173V35H169L170 33H167V31H168ZM182 29L183 28H181V31H182ZM199 29V28H198ZM177 30H179V29H177ZM184 30H185V27H184ZM187 30V29H186ZM185 30V31H186ZM189 30V29H188ZM197 30V29H196ZM195 30V31H196ZM202 30V29H201ZM205 30V29H204ZM203 30V31H204ZM219 30V29H218ZM229 30V29H228ZM253 30H254V27H253ZM257 29H255V31H256ZM259 30V29H258ZM41 31V30H40ZM61 31H60V34H61ZM119 31H120V33H119ZM143 31V30H142ZM172 31V32H171ZM190 31H192L191 29H190ZM230 31H231V29H230ZM261 32V34H262V30H260ZM264 31V30H263ZM32 33H36V37H37V35H38V32L39 31H35V32H33V30L31 31ZM121 32L122 33H125V34H123V35H120L121 34ZM126 32H128V33H126ZM160 32H164V34L162 35ZM188 32V31H187ZM186 32V33H187ZM220 32H222V34H223V31H221L220 30ZM234 32V31H233ZM254 32V31H253ZM259 32V31H258ZM18 33H20V32H18ZM32 33H30V34H32ZM59 33V32H58ZM111 33V34H110ZM147 33V32H146ZM178 33H179V31H178ZM183 33V32H182ZM202 33V31H200V33H198V34H201ZM206 33H209V32H207L206 31ZM205 33V34H206ZM236 33H239V32H236ZM245 33V32H244ZM264 33V32H263ZM118 34V35H117ZM144 34H145V32H144ZM185 34V33H184ZM192 35L193 36V34L191 33H187V36H186V39H187V42L188 41H191L190 42V44H192V41L193 40H188V39H190V38H188L189 37V35ZM204 34V35H205ZM221 34V33H220ZM257 34V33H256ZM21 35V34H20ZM28 35V34H27ZM26 35V36H27ZM126 35L128 36V38L126 37ZM136 35H135V37H136ZM150 35H147V36H149V38H150ZM179 35V34H178ZM177 35V37H180V35L178 36ZM183 35V34H182ZM202 35V34H201ZM203 35V36H204ZM225 35V34H224ZM223 35V36H224ZM235 35V34H234ZM249 35V34H248ZM258 35V34H257ZM12 36V35H11ZM22 36H23V34H22ZM21 36V37H22ZM25 36V35H24ZM32 36L33 35H31V39H36V37L34 38H32ZM35 36V35H34ZM40 36V35H39ZM38 36V37H39ZM41 36V37H42ZM54 36V37H53ZM138 36H137V38L136 39H139L138 38ZM173 36V37H172ZM226 36V35H225ZM238 36H239V34H238ZM241 36V35H240ZM239 36V37H240ZM251 36V35H250ZM249 36V37H250ZM259 36H260V34H259ZM263 36V35H262ZM143 37V36H142ZM171 37V38H170ZM182 37V36H181ZM185 37V36H184ZM183 37V38H184ZM231 37V36H230ZM242 37H243V35H242ZM248 37V38H249ZM252 37H254V36H252ZM251 37V38H252ZM12 39H14L15 38V36L14 37H11ZM51 38V39H50ZM192 38H195V37H192ZM233 38V37H232ZM243 38H247V36H245V37H243ZM258 38V37H257ZM8 39V38H7ZM10 40V36H9V42H14L13 40ZM18 39V38H17ZM16 39V40H17ZM21 38H19V40H20ZM31 39H30V41H31ZM151 39V38H150ZM149 39V40H150ZM176 39V38H175ZM223 39H225V38H223ZM239 39V38H238ZM253 39V41H257V40H254V39H256V37L255 38H252ZM252 39H250L249 40V42L252 40ZM22 40V39H21ZM20 40V41H21ZM23 40V41H24ZM44 39H41V43H42V41H43ZM144 40V38L142 39L141 38V41H143ZM145 40H146V38H145ZM144 40V42L142 43V45L143 44H147V43H150L148 40H146L145 41ZM177 40H179V39H176L175 41H177ZM236 40V39H235ZM234 40V41H235ZM259 40V39H258ZM260 40H261V37H260ZM1 41V40H0ZM28 41H29V38H28ZM34 41V40H33ZM36 41H37V43H39V41H38V39H36ZM35 41V42H36ZM137 41V40H136ZM148 41V42H147ZM151 41V40H150ZM170 41H172V40H170ZM175 41H173L174 43H176V44H179V43H177V42H175ZM195 41V40H194ZM221 41V40H220ZM224 41V40H223ZM230 41V40H229ZM228 41V42H229ZM246 40H241V41H237V43L236 44H234V45H236L237 47H239V48H241V50L243 49V48H245V49H243V54L241 53V50H240V53H241V55H242V57L243 56H245L244 58H246V57H248L249 55H251L250 54V52L248 51V49L246 48V47H249V46H247L246 45V43H247V41L245 42ZM263 41H264V37H263ZM12 42H11V44H12ZM16 42V41H15ZM14 42V43H15ZM35 42H29V43H31V45H30V48H32V44H35ZM44 42H45V40H44ZM135 42V43H134ZM147 42V43H146ZM164 43L163 45H165L166 44V46H168L169 44V47H171V43L170 42H168V43ZM197 42V41H196ZM233 41H231V43H232ZM262 42V41H261ZM4 42H2V43H0V44H3ZM13 43V44H14ZM28 43V44H29ZM138 43V42H137ZM189 43V42H188ZM194 43V42H193ZM200 43V42H199ZM225 43H226V41H225ZM252 45H253V42H250ZM255 43V42H254ZM259 43V42H258ZM6 44H7V42H6ZM47 44H49V43H47ZM50 44H49V46H50ZM155 44V45H154ZM196 44V43H195ZM194 44V45H195ZM202 44V43H201ZM217 44H221V42H218ZM227 44V43H226ZM226 44H223V46L222 47H225L226 46ZM237 44H239V45H237ZM144 45V46H145ZM148 45V44H147ZM154 45V46H153ZM163 45H161L160 44V46H163ZM197 45H199V44H197ZM225 45V46H224ZM228 45H230V43L228 44ZM232 45V44H231ZM230 45V46H231ZM248 45H250V44H248ZM1 46V45H0ZM15 46H17V45H15ZM34 46L35 45H33V48H34ZM150 46V45H149ZM174 46H176V47H178L177 45H174ZM201 46V45H200ZM200 46H198L199 47V50H200ZM204 46V45H203ZM246 46V47H245ZM257 46H258V44H257ZM52 47V46H51ZM196 47V46H195ZM198 47L196 48V50H198ZM207 47V46H206ZM221 47V48H222ZM236 47V48H237ZM3 48V47H2ZM1 48V49H2ZM46 48H48V46L46 47ZM45 48V49H46ZM52 48H56V47H52ZM143 48V49H142ZM164 49H165V47H163ZM162 48V49H163ZM225 48H227V46L225 47ZM254 48V47H253ZM0 49V50H1ZM36 49V46H35V48H34V50ZM39 49H37V50H39ZM61 49V48H60ZM151 49V48H150ZM159 49H160V47H159ZM166 49H168L167 47H166ZM174 49V48H173ZM173 49H170V53H172L173 52ZM177 49V48H176ZM176 49H175V52L174 53H176V56L177 55H180V54H178V52L181 50V49H179V51L177 50L176 51ZM208 49V48H207ZM210 49V48H209ZM228 49V48H227ZM230 50H231V48H229ZM233 49H234V46H233ZM252 49V48H251ZM204 49L202 48L201 49V51L200 52H202ZM250 50V49H249ZM254 50V49H253ZM36 51V50H35ZM45 52V53H43V52ZM60 51V50H59ZM119 51H125L124 53L125 54H127L126 53V51L127 52H129L130 54H131V56H125V57H128V60H126V61H124V63L122 62V64H118V63H120V62H116L117 60L116 59H114L115 57H113L114 55H112V53L113 52H118L117 54H119ZM151 51V50H150ZM192 51H193V49H192ZM207 51V50H206ZM252 51V50H251ZM1 52V51H0ZM46 52H48V53H50V54H52L51 56H50V54L48 55V53L46 54ZM56 52V51H55ZM63 52V53H62ZM73 52V53H72ZM121 52V53H122ZM165 51H163L161 54H162V56H163V53H164ZM169 52V50L167 51V53ZM187 52H188V50H187ZM244 52H248L249 54H245ZM24 53V52H23ZM53 53H54V50H53ZM72 53V54H71ZM181 53V52H180ZM182 53H186L185 52V48H184V52H182ZM181 53V54H182ZM192 53V52H191ZM209 53V52H208ZM237 53H239V52H237ZM252 53V52H251ZM6 54V53H5ZM14 54H15V56H14ZM56 54V53H55ZM73 54H74V56H73ZM124 54V55H125ZM147 54H148V52H147ZM193 54V53H192ZM192 54L190 55V53L189 54H185L186 55V58H185V56L183 57V56H181V58L183 57V58H185V60H187V56L188 55H190L191 57H192ZM198 54H200V53H198ZM205 55L204 56H206V53H204ZM211 54H212V52H211ZM245 54V55H244ZM19 57H17V56ZM123 55V56H124ZM165 55V54H164ZM170 55V54H169ZM1 56V55H0ZM135 56H137V57H135ZM140 56V60H138L137 61V59H138V57ZM166 56H167V54H166ZM166 56H164V58L166 57ZM173 56V55H172ZM171 56V58L169 57V59H172L173 57ZM176 56H174V57H176ZM196 56L197 55H195V59H196ZM209 56V55H208ZM2 57V56H1ZM7 57V56H6ZM26 57H27V55H26ZM120 57H122L121 55H120ZM120 57H119V59H120ZM129 57H131L130 59H129ZM142 57V58H141ZM200 57V56H199ZM219 57V56H218ZM241 57V56H240ZM253 58H257V57H254V55L252 56ZM252 57H249V58H251L252 59ZM167 58V57H166ZM165 58V59H166ZM198 58V57H197ZM206 58V57H205ZM207 58H209V57H207ZM206 58V59H207ZM216 58V57H215ZM122 59H123V57H122ZM149 59V58H148ZM160 59V60H159ZM163 60V58H162V62L163 61H165V63H167V59L166 60ZM168 59V60H169ZM179 59H180V57H179ZM219 59V58H218ZM218 59H217V61H218ZM3 60V59H2ZM2 60H0V64L1 65H4V67H5V69H6V66H8L10 63L8 62V61H6L7 63H9L8 65H6L4 62H2ZM13 60H15V59H13ZM45 60H48V63H45ZM105 60H108V61H106L105 62ZM116 60V61H115ZM150 60V59H149ZM149 60H148V64L150 63L149 62ZM174 60V59H173ZM183 60V59H182ZM181 60V61H182ZM184 60V61H185ZM190 60H192V59H190ZM189 60V61H190ZM214 60V59H213ZM223 60V59H222ZM180 61V60H179ZM180 61V62H181ZM196 60H194V62H192V63H194V65H195V63L198 65V66H201L200 65V63L199 62H195ZM202 61V60H201ZM216 61V60H215ZM255 62H256V60H254ZM2 62V63H1ZM161 62V63H162ZM173 62V61H172ZM178 63L177 62V64H181V63ZM222 62V61H221ZM139 63H142V65L141 64H139ZM147 63H146V65H147ZM152 63H150V64H152ZM170 63H171V61H170ZM192 63H190V64H192ZM215 63H217V62H215ZM145 64V63H144ZM150 64H149V67H148V65H147V67L150 69V67H152V70L150 69L148 72H149V74H150V71H151V73L152 72H157V74H158V69L157 68H155L154 66H150ZM162 64H164V62L162 63ZM169 64V63H168ZM172 64V63H171ZM173 64H175V62L173 63ZM183 65H184V63H182ZM220 64V63H219ZM219 64H217V66L219 65ZM137 65V66H136ZM141 65V67L143 68H141V67H139ZM146 65H145V69H146ZM193 65V66H194ZM9 66H12L11 64L9 65ZM14 66V65H13ZM164 66V65H163ZM166 66H168V65H166ZM171 66H174V65H171ZM171 66H169V67H171ZM175 66H176V64H175ZM174 66V67H175ZM181 66V65H180ZM179 66V67H180ZM130 67V68H129ZM135 67H136V70H133V69H135ZM174 67H172V68H168V69H166V70H168V71H171L172 69H174ZM182 67V66H181ZM180 67V68H181ZM11 68V67H10ZM13 68V67H12ZM140 68V69H139ZM155 68V69H154ZM165 68L166 67H164V70H165ZM176 68V67H175ZM0 69H3V67H1ZM4 69V70H5ZM17 69V70H16ZM153 69L155 70V71H153ZM156 69H157V71H156ZM160 69V68H159ZM178 69V68H177ZM176 69V70H177ZM7 70V69H6ZM8 70H10V69H8ZM35 70V69H34ZM163 70V71H164ZM180 70V69H179ZM135 71V72H134ZM167 71V72H168ZM175 70H173V71H171V73L172 72H174ZM188 71V70H187ZM2 72H3V70H2ZM10 72V71H9ZM8 71H7V74L9 73ZM17 72V73H16ZM143 72H146L145 70L143 71ZM143 72H140L139 74H144ZM167 72H165V73H167ZM176 72H178V71H176ZM200 72H202V71H199V73ZM0 73H1V71H0ZM44 73V74H45ZM170 73V74H171ZM183 73V72H182ZM43 74V75H44ZM129 74V73H128ZM146 74H148V73H145V75ZM153 74V73H152ZM175 73H173L172 74V77H173V75H174ZM180 74V73H179ZM190 74V73H189ZM250 75H252V73H249ZM46 75V74H45ZM44 75V76H45ZM135 75H137V74H135ZM151 75V74H150ZM154 75H155V77H156V74L154 73ZM159 75H160V73H159ZM191 75V74H190ZM248 75V74H247ZM249 75V76H250ZM1 77L0 78H2L1 79V81L2 80H4L3 81V83H8L7 85H8V87L9 86H13L14 88L15 87H17V84H16V86H14V85H11L10 83H9V80H8V82H6L7 80L5 79V78H10V77H7L6 76V74H5V78L3 79V77H2V75H0ZM48 76V77H49ZM104 76H106L105 78H107L108 79V81H114L113 83L114 84H112L108 89L106 88V85H105V87L104 88H106L107 90H108V92H109V97H107L106 99H105V95L106 96H108L107 94H105L104 92V94L103 95H100V96H103L104 97V100H102L101 98V101H99V93L100 92H102V89L104 90V88H102V89H100V88H98V87H96V88H92V87H94L91 83H94V81L93 82H90V79H95L96 80V78L100 81V79H103L104 80ZM149 76V75H148ZM47 77V76H46ZM51 77H53V78H51ZM85 77H88V83L86 84L85 83V80L87 79H85V80H83ZM150 77H152V76H150ZM154 77V76H153ZM163 77H164V75H163ZM163 77H161V78H163ZM165 77L167 78L168 76L167 75H165ZM248 77V76H247ZM34 78V77H33ZM122 78H123V80L124 81H122ZM134 78V77H133ZM140 78V77H139ZM35 79V78H34ZM60 79V80H59ZM129 79H132L130 76H129ZM135 79V78H134ZM142 79V78H141ZM145 79V78H144ZM147 79V78H146ZM148 79H152V78H149L148 77ZM158 79V78H157ZM203 79V78H202ZM238 79H240V81L238 80ZM238 79H236V80H238V82L235 80V82H236V85H237V87H238V90H239V93L240 94H243L242 92L244 91H248V90H246V87L245 86H251V85H248L247 83H246V80L245 79H243V78H238ZM249 79H251V77L249 78ZM253 79H254V75H253ZM40 80V79H39ZM76 80H78V81H76ZM84 81V83H83V81ZM91 80V81H92ZM102 80V81H103ZM159 80H160V78H159ZM159 80H157L156 81V78H155V82H158ZM177 80H178V78H177ZM185 80V79H184ZM183 80V81H184ZM38 81V80H37ZM63 81V82H62ZM75 81V83L77 84V82L79 83V81H81L78 85H76V84H73V85H76L75 86V88L74 87H72V89H74V90H68V87L67 88H65L66 86H67V84H68V82H74ZM132 81H133V83H132ZM135 81H138V82H136L135 83ZM200 81V80H199ZM203 81V80H202ZM11 82V81H10ZM27 82H26V84H27ZM41 82V81H40ZM40 82L38 81V83L40 84ZM42 82V83H43ZM66 82H67V84H66ZM97 82V81H96ZM101 82V81H100ZM105 82V81H104ZM107 82V81H106ZM116 82V83H115ZM139 82H140V84H139ZM142 82H143V79H142ZM147 82V81H146ZM152 82V81H151ZM151 82H149V83H151ZM153 82H154V80H153ZM164 82V81H163ZM168 82H170V83H168L167 84V87H168V85L170 86L171 84H173L171 81H168ZM178 82H179V80H178ZM198 82V81H197ZM1 83V82H0ZM2 83V84H3ZM112 83V82H111ZM132 83V84H131ZM134 83H135V87L133 86L134 85ZM187 83V82H186ZM185 82L182 84V86H184V88L185 87H187V85H188V88H187V90H189V84H186ZM10 84V85H9ZM28 84H30V83H28ZM34 84V83H33ZM64 84H66V85H64ZM70 84V83H69ZM72 84V83H71ZM69 85V87H71V86H73V85ZM105 84V83H104ZM107 84H109V83H107ZM130 84H131V86H133V88H131L132 90H129V87H131L130 86ZM148 84V83H147ZM152 84V83H151ZM200 84H202V82L200 81ZM247 84V85H246ZM3 85H5V84H3ZM6 85V86H7ZM89 85H92L91 87L89 86ZM98 85H99V83H98ZM98 85H95V86H98ZM114 85V86H113ZM142 85V84H141ZM148 85H150V84H148ZM25 86V85H24ZM33 86V85H32ZM65 86V87H64ZM120 86H122L123 87V94L121 95L119 92L120 91H118V87H120ZM146 86V85H145ZM164 86V85H163ZM166 86V85H165ZM164 86V87H165ZM176 86V85H175ZM181 86V87H182ZM200 86H202V85H200ZM143 87V86H142ZM154 87V86H153ZM205 87V86H204ZM1 88V87H0ZM5 88V87H4ZM17 88V89H18ZM25 88V87H24ZM127 88V89H126ZM147 88H149L148 86H147ZM156 88H159V87H156ZM162 88V87H161ZM160 88V89H161ZM166 88V87H165ZM165 88H164V91H168L167 89L165 90ZM169 88H171V87H169ZM206 88V87H205ZM211 88V87H210ZM214 88V87H213ZM16 89V90H17ZM71 89V88H70ZM121 89V88H120ZM163 89V88H162ZM161 89V92L163 91ZM201 89H203L202 87H201ZM242 89H244V90H242ZM247 89H251V88H247ZM15 90V89H14ZM13 90V91H14ZM122 90V89H121ZM144 90V89H143ZM145 90H147V89H145ZM159 90V89H158ZM158 90H156V91H153V93L154 92H158ZM192 90V89H191ZM0 91H1V89H0ZM160 91V90H159ZM163 91V92H164ZM171 91H172V89H171ZM175 91V90H174ZM181 91V90H180ZM193 91V90H192ZM205 91V90H204ZM211 91V90H210ZM3 93H4V91H2ZM162 92V93H163ZM250 92V91H249ZM122 93V92H121ZM152 93V94H153ZM159 93V92H158ZM157 93V96L159 95ZM168 93H170V92H168ZM172 94H173V91L171 92ZM176 93V92H175ZM194 93H196V92H194ZM238 93V92H237ZM101 94V93H100ZM186 94V93H185ZM192 94V93H191ZM219 94V93H218ZM248 94H251V93H248ZM247 94V95H248ZM161 95H163V94H161ZM160 95V96H161ZM165 95V94H164ZM166 95H167V93H166ZM176 96V94H173L172 96ZM179 95H181V93L179 94ZM190 95V94H189ZM194 95V94H193ZM225 95H227V93L225 94ZM246 95V94H245ZM247 95L245 96L246 98H247ZM96 96L98 97L97 99H96V101H94L93 99H95L96 98ZM177 96H178V94H177ZM176 96V97H177ZM195 96V95H194ZM193 96V97H194ZM213 96H214V94H213ZM212 96V97H213ZM235 96V95H234ZM242 96H244V95H242ZM257 96V95H256ZM256 96H253L254 98H257ZM29 97V99H28V101L27 102H25L26 100H27V98ZM30 97L32 98V99H36V102H42L43 104L40 106V104H38L39 106H40V108L38 109V111H37V109L36 110H34V111H36V112H34V111H32L33 109H31V111H32V115H31V119H29L30 121L27 123V124H24L23 125V127H22V129H20V132H19V130H18V132L16 133V132H12V129H16V126H14V125H16V123H17V121L18 120H22L21 118H23L22 116H20V119H18L19 118V114L20 115H22L20 112L22 111V110H24L25 109V105L26 104H28V102H30V101H32V100H30ZM145 97V96H144ZM159 97V96H158ZM158 97H156V102H160V103H162V101L163 100H157V98ZM164 97V96H163ZM180 96H178V98H179ZM182 97V96H181ZM192 97V96H191ZM192 97V98H193ZM216 97H217V95H216ZM228 97V96H227ZM232 97V96H231ZM231 97H230V99H231ZM244 97V98H245ZM159 98H161V97H159ZM173 98H175V97H173ZM234 97H232V99L231 100H234L233 99ZM245 98V99H246ZM131 99V100H132ZM150 99H149V101L147 102L148 103V105L147 104H145V102H144V104L145 105H147L148 107H150V105H151V107H153L154 108V106H155V104H150ZM163 99V98H162ZM166 99V98H165ZM185 99H187L186 97L183 99V97L181 98V100H183V103H184V101H185ZM228 99V98H227ZM229 99V100H230ZM238 99V97L235 99V100H237ZM248 99V98H247ZM258 99V98H257ZM143 100V101H142ZM153 100V101H152ZM167 100H169L168 102L171 104V100H173V99H167ZM180 100V98H179V102L181 101ZM205 100V99H204ZM218 100H219V98H218ZM218 100H217V102H218ZM226 100V99H225ZM256 100V99H255ZM254 100V101H255ZM4 101V102H3ZM126 101V100H125ZM124 101V102H125ZM135 101H133V102H135ZM238 101V100H237ZM236 101V102H237ZM33 102V101H32ZM35 102V103H36ZM127 102V101H126ZM125 102V103H126ZM165 101H163V103H164ZM175 102V101H174ZM176 102H178V101H176ZM187 102V101H186ZM219 102H222V99H221V101H219ZM230 102V101H229ZM234 102V101H233ZM236 102H234L235 104H236ZM239 102V101H238ZM2 103V104H1ZM118 103V104H117ZM121 103V102H120ZM122 103H123V101H122ZM128 103V102H127ZM126 103V104H127ZM130 103V102H129ZM160 103H158L157 105H159ZM182 103V102H181ZM180 103V104H181ZM196 103V102H195ZM224 103V102H223ZM231 103V102H230ZM245 103V102H244ZM255 103V102H254ZM254 103H252V104H254ZM32 104V103H31ZM37 104V103H36ZM125 104V107L127 106ZM137 104V103H136ZM144 104H143V107H144ZM179 104V103H178ZM185 104V103H184ZM214 104V103H213ZM226 104V103H225ZM224 104V105H225ZM228 104V103H227ZM239 104V103H238ZM33 105H35V104H33ZM122 105V104H121ZM153 105V106H152ZM155 106L156 107V109L155 110H157L158 112H159V110H158V108H160L159 106ZM161 105V104H160ZM165 105H167V104H165ZM212 105V104H211ZM217 105V104H216ZM233 105V104H232ZM31 107H32V105H30ZM44 106V107H43ZM122 106H124V105H122ZM128 106H130V105H128ZM135 106V105H134ZM133 106V107H134ZM137 106V105H136ZM146 106V107H147ZM164 106V105H163ZM185 106V105H184ZM182 107V109L183 108H185V107ZM189 106V105H188ZM208 106V105H207ZM214 106V105H213ZM220 106V105H219ZM223 106V105H222ZM30 107V108H31ZM150 107V108H151ZM158 107V108H157ZM166 107V106H165ZM171 107V106H170ZM215 107V106H214ZM227 107H228V105H227ZM239 107H240V105H239ZM247 107V106H246ZM153 108H152V110L151 109H149V111L151 110V111H153ZM177 108V107H176ZM175 107H173L172 106V111H174V110H176L177 111V109H176ZM208 108V107H207ZM221 108V107H220ZM225 108V107H224ZM224 108H222L223 109V111H225L224 110ZM231 108H232V106H231ZM231 108H229V110L231 109ZM241 108V107H240ZM134 109V108H133ZM146 109V108H145ZM165 109V108H164ZM163 109V107H162V109L160 108V110L162 111V110H164ZM168 109V108H167ZM174 109V110H173ZM182 109H180V111L182 110ZM213 109H215V108H213ZM234 109V108H233ZM237 109H238V107H237ZM166 110V109H165ZM170 110V109H169ZM228 110V109H227ZM133 111V110H132ZM150 111V112H151ZM156 111V112H157ZM167 111V110H166ZM172 111H170V112H172ZM180 111H178V112H180ZM190 111V110H189ZM218 111V110H217ZM235 111V110H234ZM233 111V112H234ZM19 112V113H18ZM22 112H26V109H25V111H22ZM149 112V114H151ZM156 112H154L153 111V113L155 114ZM168 112V111H167ZM169 112V113H170ZM181 112H183V111H181ZM180 112V113H181ZM184 112H185V110H184ZM184 112H183V114H184ZM214 112H216V111H214ZM219 112V111H218ZM221 112V111H220ZM233 112H232V114H233ZM236 112V111H235ZM239 112H241V111H239ZM28 113H29V111H28ZM165 113V112H164ZM163 113V115H165ZM176 113V112H175ZM175 113H174V115H175ZM179 113V114H180ZM187 114H188V112H186ZM228 113V112H227ZM237 113V112H236ZM235 113V114H236ZM143 114H145L144 116H143ZM158 114V113H157ZM168 113H166V115H167ZM171 114V113H170ZM187 114H185L186 116H188ZM229 114V113H228ZM227 114V115H228ZM230 114H231V110H230ZM241 114V113H240ZM243 114V113H242ZM29 115V114H28ZM165 115V116H166ZM172 115H173V112H172ZM171 115V116H172ZM176 115H178V114H176ZM175 115V116H176ZM234 115V114H233ZM237 115V114H236ZM142 116V117H141ZM151 117H152V115H150ZM161 116H162V114H161ZM170 115H168V117H171ZM238 116V115H237ZM156 117H157V119H158V116L156 115ZM159 117H160V113H159ZM182 117H183V115H182ZM212 117V116H211ZM216 117V116H215ZM165 119H167V116L166 117H164ZM175 118H179V115H178V117H174V121L175 120H177V119H175ZM185 118V117H184ZM183 118V119H184ZM187 118H189V117H187ZM18 119V120H17ZM137 119V120H138ZM145 119V120H144ZM160 119V118H159ZM158 119V120H159ZM164 119V120H165ZM172 118H170L169 120H171ZM180 119L181 118H179L178 120L180 121ZM183 119H181V120H183ZM212 119H215V118H212ZM217 119V118H216ZM237 120H238V118H236ZM235 119V120H236ZM244 119V118H243ZM152 120V119H151ZM187 120V119H186ZM211 120V119H210ZM220 120V119H219ZM142 121H138V122H142ZM143 122H142V124H143ZM144 122V126H145V123ZM152 122H154V117H153V121ZM161 122V121H160ZM213 122H214V120H213ZM221 122V121H220ZM234 122L236 123L237 121H232V124H234ZM22 123V122H21ZM133 124V128H134V130H135V127H137L136 125H138V123L136 122V124H134L135 122H132ZM157 123V122H156ZM173 123H175V122H173ZM20 124V123H19ZM149 124H151L150 122H148V124H146V125H148L149 126ZM153 124V123H152ZM175 124H179L178 122L177 123H175ZM218 124L219 125H221V123H219L218 122ZM237 124V123H236ZM77 125H79V127H77V128H74L75 126H77ZM83 125V126H82ZM127 125V126H126ZM161 125V124H160ZM225 125V124H224ZM229 125V124H228ZM227 125V126H228ZM258 125V124H257ZM19 125L17 124V127H18ZM69 126L71 127L72 126V128H69ZM81 126V127H80ZM135 126V127H134ZM139 126V125H138ZM140 126H142L141 124H140ZM139 126V127H140ZM155 126V125H154ZM162 126H163V124H162ZM161 126V128H163ZM170 126H171V124H170ZM187 126V125H186ZM217 126V124L215 125V127ZM231 126V125H230ZM230 126H228V127H230ZM254 126V125H253ZM260 126V125H259ZM132 127V126H131ZM128 128V129H130L131 131H133L132 129L133 128ZM143 127V126H142ZM142 127H140V129L142 128ZM150 127V126H149ZM156 128V131L157 132H160V131H158L157 129L158 128H160V126H158V128H157V126H155ZM167 127V129H168V126H166ZM172 128L174 127V126H171ZM170 127V128H171ZM175 127H177V125L175 126ZM214 127V126H213ZM233 127H234V125H233ZM255 127H256V124H255ZM19 128V127H18ZM151 129H152V126L150 127ZM169 128V129H170ZM217 128V127H216ZM220 128V127H219ZM223 128V127H222ZM225 128V127H224ZM227 128V127H226ZM226 128H225V132H226ZM232 128V127H231ZM230 128V129H231ZM109 131H108V130ZM126 129V128H125ZM127 129V130H128ZM174 129V128H173ZM257 129V128H256ZM102 130H107L106 132V134L108 135H111V136H107L106 135V137L107 138H104V140H102V139H100V138H97L98 139V141L100 140V142L99 143H97V142H95L94 141V139H90V140H93L92 141V143H90V144H92L93 146V150H89L88 149V151H91V152H88L87 151V153L86 154H84V152L87 150V147L85 148V150H81V151H77V153H81V155H80V153L79 154H76L75 152L74 153H71L72 151H74L76 148L78 149V147H84L85 145H82L81 143V145H79V142H82L81 140L79 141V136H81L82 138L84 137L85 138V136H87V134H92L93 135V133L95 134V131H102ZM122 130V131H123ZM138 131H140L139 130V128L137 129ZM136 130V131H137ZM142 130H143V128H142ZM150 130V129H149ZM153 130V129H152ZM159 130H161V129H159ZM163 130V129H162ZM190 130V129H189ZM189 130H187V134H188V131ZM212 130H213V128H212ZM224 130V129H223ZM235 130V129H234ZM257 130H259V133L262 135V131H263V128L262 127H260L259 129H257ZM16 131V130H15ZM121 131V130H120ZM164 131H165V129H164ZM164 131H161V132H164ZM170 131H172V130H170ZM170 131H167V132H170ZM191 131V130H190ZM215 131V130H214ZM214 131H212V132H214ZM232 131V130H231ZM251 131V130H250ZM26 132V133H25ZM104 132V131H103ZM130 132V131H129ZM129 132H127V133H129ZM142 132V131H141ZM157 132H155V130H154V132H151V134H152V136H153V133L155 134H157ZM160 132V133H161ZM220 132H221V130H220ZM230 132V131H229ZM24 133V134H23ZM120 133H122V132H120ZM120 133H119V136L118 137H120ZM135 133H137V132H135ZM135 133H132L133 134V136L135 135L136 136V134ZM159 133V134H160ZM183 133V132H182ZM222 133V132H221ZM234 133V132H233ZM253 133V132H252ZM258 132H257V134H259ZM113 134H115V135H113ZM150 134V133H149ZM168 134V133H167ZM205 134V133H204ZM210 134V133H209ZM216 134V133H215ZM220 134V133H219ZM255 134V133H254ZM256 134V135H257ZM264 134V133H263ZM103 135H105V133L103 134ZM113 135V136H112ZM131 135V134H130ZM147 135H148V133H147ZM160 135H162V134H160ZM206 135V134H205ZM204 135V136H205ZM218 135V134H217ZM220 135H222V134H220ZM219 135V136H220ZM233 135V134H232ZM122 136H123V134H122ZM133 136H131V138L130 139H132V137ZM249 136V135H248ZM262 136H264V135H262ZM80 137V138H81ZM93 137V136H92ZM110 137H112V139L114 138V139H116V140H114L115 141V143H114V141H109L108 140V138H110ZM116 137V138H115ZM125 137V136H124ZM157 136H154L153 137V139L154 138H156ZM206 137V136H205ZM210 137V136H209ZM231 137V136H230ZM254 137H256L255 135H254ZM87 138V137H86ZM88 138H89V136H88ZM129 138V137H128ZM146 138H148V137H146ZM152 138V137H151ZM173 138V137H172ZM216 138H218V137H216ZM215 138V139H216ZM249 138L250 137H248L247 139H248V142H249ZM5 139H7V140H5ZM9 139V140H10ZM122 141H123V139L122 138H120ZM118 140L119 142H122L121 140ZM129 139V140H130ZM157 139V138H156ZM196 139H197V137H196ZM201 139V138H200ZM200 139H198V140H200ZM210 139V138H209ZM209 139H207V140H209ZM211 139H213L212 138V135H211ZM215 139H214V141H215ZM220 139H222V137L220 138ZM226 139V138H225ZM233 139V138H232ZM251 139V138H250ZM256 138H254V140H255ZM263 139V138H262ZM32 140V143L30 142ZM79 142H78V141ZM102 140V141H101ZM111 140V139H110ZM125 140V139H124ZM141 140V139H140ZM143 140V139H142ZM149 140H151L150 139V137H149ZM158 140V139H157ZM170 140V139H169ZM168 140V141H169ZM204 140V139H203ZM206 140V141H207ZM223 140V139H222ZM229 140V139H228ZM252 140V139H251ZM257 140V139H256ZM264 140V139H263ZM118 141H117V144H116V147H117V151H118ZM133 141V140H132ZM154 140H152L151 142L152 143H154V144H156L155 142H153ZM195 141V140H194ZM214 141H212V142H210V145H211V143H213L214 144ZM219 141V140H218ZM253 141V140H252ZM38 142V143H37ZM157 142V141H156ZM159 142V141H158ZM197 142V141H196ZM198 142H201V140L200 141H198ZM197 142V143H198ZM217 142V141H216ZM215 142V144H214V146L215 147H217L216 146V144L218 145V143H216ZM227 142V141H226ZM254 142V141H253ZM262 142V144L264 143L263 141H261ZM260 142V140H259V143H261ZM85 143V142H84ZM124 143V142H123ZM122 143V144H123ZM126 143V142H125ZM140 143V142H139ZM149 143H150V141H149ZM220 143V142H219ZM243 143V142H242ZM255 143H257L256 141L254 142V143H252V144H255ZM2 144V143H1ZM4 144V143H3ZM29 144H31L30 146L32 147V146H34V144L35 145H37V146H35L34 148L32 147L31 149H28V147H30L29 146ZM88 144V143H87ZM126 144H128V143H126ZM131 144V146H132V142L130 143ZM130 144L129 145H127V147L129 148V150H128V148H126V150H128V153L127 154H129V152L131 153L132 152V150L130 151ZM200 144V143H199ZM202 144V143H201ZM207 144V143H206ZM226 143L225 142H223V145H225ZM249 144V143H248ZM118 145V146H117ZM136 145H137V143H136ZM136 145H135V148H136ZM141 145V144H140ZM143 145V144H142ZM150 145V144H149ZM153 145V144H152ZM204 145V144H203ZM227 145H228V143H227ZM245 145V144H244ZM246 145H247V143H246ZM261 145V144H260ZM124 146V145H123ZM156 146V145H155ZM158 146V145H157ZM191 146V145H190ZM226 146V145H225ZM242 146V145H241ZM251 146V144L249 145V147ZM253 146V145H252ZM251 146V147H252ZM262 146V145H261ZM90 147V146H89ZM122 147V146H121ZM124 147H126V145L124 146ZM133 147V146H132ZM137 147H138V145H137ZM142 147V149H143V147H145V149L144 150H146V149H148V145H143V146H141ZM147 147V148H146ZM192 147V146H191ZM221 147V146H220ZM244 147V146H243ZM42 148V149H41ZM51 148H53L54 150H55V152L57 153V156H59L58 158H52L53 156H55L56 155V153H55V155H54V153H53V155H52V157L50 156V154L52 153V152H54V151H52V149ZM74 148V150H72ZM140 148V147H139ZM154 148V147H153ZM239 148V147H238ZM245 148V147H244ZM91 149V148H90ZM115 149V150H114ZM131 149H133V148H131ZM137 149V148H136ZM142 149H140V150H142ZM150 149V148H149ZM224 149V148H223ZM251 149V148H250ZM254 149H256V148H254ZM253 149V150H254ZM264 149V148H263ZM39 150V151H38ZM122 150H123V148H122ZM124 150H125V148H124ZM139 150V151H140ZM144 150H142V152H144ZM244 150V149H243ZM242 150V151H243ZM252 150V151H253ZM15 151V152H16ZM84 151V152H83ZM121 151V150H120ZM120 151H118V152H120ZM133 151H134V149H133ZM150 151V150H149ZM149 151H148V153H149ZM237 151V150H236ZM242 151H240V152H242ZM251 151V150H250ZM257 151V150H256ZM264 151V150H263ZM122 152V151H121ZM124 152V151H123ZM141 152V154H140V152H139V156L140 157H138V158H136V159H133V160H138V159H140V158H144V154L145 153H142ZM200 152V151H199ZM230 152V151H229ZM247 152V151H246ZM249 152V151H248ZM125 153H126V151H125ZM148 153H147V155H148ZM235 153H238V152H235ZM253 153H254V151H253ZM256 153V152H255ZM258 153V152H257ZM256 153V154H257ZM17 154H18V152H17ZM21 154H23V153H21ZM20 154V155H21ZM90 154V155H89ZM119 154V153H118ZM122 154H124V153H122ZM122 154H119V156L120 155H122ZM239 154V153H238ZM243 154V153H242ZM247 154V153H246ZM249 154H250V152H249ZM8 155L9 154H7L6 153V156H7V158H8ZM25 155V154H24ZM23 155V156H24ZM64 155H70V157L68 158V159H64V160H66V161H62V157L64 156ZM125 155V154H124ZM123 155V156H124ZM137 155V154H136ZM146 155V154H145ZM147 155L145 156V157H147ZM169 155H171V154H166V156H169ZM237 155V154H236ZM244 155V154H243ZM10 157L12 156V155H9ZM26 156H27V154H26ZM62 156V157H61ZM112 157L113 159H111L110 161H109V159L107 160L108 161V164H102V162L101 161H103L105 158H103V157ZM126 156V155H125ZM124 156V157H125ZM129 156H130V154H129ZM141 156H143V157H141ZM200 156V155H199ZM216 156H217V154H216ZM235 156V155H234ZM9 157V159H11ZM213 157V156H212ZM227 157V156H226ZM252 157V156H251ZM250 157V158H251ZM258 157V156H257ZM67 158V157H66ZM102 158H103V160H102ZM133 158H135V156L133 157ZM161 158V157H160ZM159 158V159H160ZM187 158V157H186ZM192 158V157H191ZM196 158H198V155H197V157ZM225 158V157H224ZM228 158V157H227ZM232 158V157H231ZM234 158H236V157H234ZM233 158V159H234ZM246 158V157H245ZM244 158V159H245ZM15 159V158H14ZM22 159V162L20 163H17L16 162V160L15 161H13V163H16L15 165H17V166H10V167H8V166H5V165H1L0 164V207L1 206H5V207H7L8 209L10 208V207H12V205L13 206H15L14 204H16V205H20V202H21V204H22V199H24V198H29V196L30 195H32V197L34 196L35 198H37V197H39V195H41V197L43 196V194H45V193H47L48 194V192L51 190V195H52V189H54V188H52V189H47L48 188V182L49 183H51V181H49L48 180V182H46V185H42V187L45 189V187L47 186V188L45 189L46 191L48 190V192H46L45 190H42V191H45V193L44 192H41V190L40 191H38L37 189L39 188L38 186H36V185H39V184H42L45 180L47 181V179L52 175H54L53 174V172H50L51 173V175H49V177L47 176V177H45L44 176V174L39 170V171H37V172H33V171H36L37 169H35V170H32L33 168H35L34 166L32 167V169H30L32 172L31 173H29L30 172V170L26 167V169H27V171H26V169H24L21 165H22V163H23V161H25V158H21ZM158 159V160H159ZM162 159V158H161ZM160 159V160H161ZM193 159H195V158H192V160ZM202 159V158H201ZM211 159V158H210ZM229 159V158H228ZM238 159V158H237ZM246 159H248V158H246ZM255 159H257V158H255ZM262 159V158H261ZM13 160V159H12ZM28 160V159H27ZM40 160V159H39ZM132 160V161H133ZM157 160V161H158ZM185 160V159H184ZM189 160H191V159H189ZM198 160V159H197ZM214 160H216V158H214ZM218 160H219V158H218ZM226 159H224L223 161H225ZM235 160V159H234ZM242 161H244L243 160V158L241 159ZM254 160V159H253ZM9 161V160H8ZM105 161V160H104ZM169 161V160H168ZM199 161V160H198ZM220 161V160H219ZM233 161V160H232ZM237 161V160H236ZM247 161V160H246ZM260 161H262V160H260ZM260 161L258 162V163H260ZM12 162V161H11ZM26 162H28V161H26ZM25 162V163H26ZM82 162H83V164H82ZM111 162V163H110ZM118 161H116V163H117ZM166 162H167V159H166ZM166 162H164V163H166ZM184 162V161H183ZM188 162V161H187ZM218 162V161H217ZM222 162V161H221ZM264 162V161H263ZM25 163H23V164H25ZM105 163V162H104ZM107 163V162H106ZM159 163H161V165H158ZM158 164H156V163H151L150 162V165H152V164H154V165H157V167L159 166V170L160 169H162V168H164L165 166H164V164L162 165V162H159ZM192 163H193V161H192ZM199 163V162H198ZM219 163V162H218ZM230 163H231V159H230ZM242 163H244V162H242ZM4 164V163H3ZM8 164V163H7ZM32 164V165H33ZM118 164V163H117ZM196 164V163H195ZM195 164H193V165H195ZM223 164V163H222ZM234 164H237V162H234ZM252 164H254V163H252ZM256 164H257V162H256ZM255 164V165H256ZM8 165H11V163L10 164H8ZM26 165V164H25ZM25 165H23L24 167H25ZM127 165V164H126ZM153 165V166H154ZM168 165L170 166V162H169V164H167L166 165V167H168ZM179 165H181V164H179ZM179 165H178V167H179ZM190 165H192V164H190ZM197 166H198V164H196ZM209 165V164H208ZM207 165V166H208ZM232 165V164H231ZM242 165V164H241ZM247 165V164H246ZM248 165H249V162H248ZM259 166H260V164H258ZM27 166V165H26ZM30 167H31V165H29ZM77 166H81V167H77ZM160 166H164V167H160ZM206 166V167H207ZM219 166H220V163H219ZM235 166V165H234ZM243 166H245V165H243ZM249 166H251V165H249ZM248 166V167H249ZM29 167V168H30ZM181 167V166H180ZM201 167V166H200ZM205 167V168H206ZM255 167V166H254ZM45 168H47V169H49V170H46ZM154 168H156V167H154ZM177 168V167H176ZM233 168V167H232ZM46 170V173H45V171L44 170ZM112 169V170H111ZM126 169H127V167H126ZM132 169V168H131ZM165 169V168H164ZM182 169V168H181ZM208 169H210V167L208 168ZM213 169H215V167L213 168ZM212 169V170H213ZM238 169H241V168H239L238 167ZM249 169H251L250 167H249ZM53 170V169H52ZM65 170V171H66ZM88 170V169H87ZM130 170V169H129ZM163 170V169H162ZM185 170V169H184ZM218 170V169H217ZM216 170V171H217ZM243 170V169H242ZM253 170V169H252ZM122 171V170H121ZM131 172L132 171H134V169L133 170H130ZM140 171V170H139ZM152 171H154L153 169H152ZM177 171V170H176ZM182 170H180V172H181ZM187 171V170H186ZM186 171H184V174H185V172ZM194 171H195V169H194ZM197 171V170H196ZM230 171H232V170H230ZM258 171V170H257ZM38 172H40V173H42V174H40V173H38ZM111 172V173H110ZM129 172V171H128ZM131 172H129V174H131ZM158 171H156V174L155 175H159L158 173H157ZM178 172V171H177ZM193 172V171H192ZM202 172V171H201ZM206 172V171H205ZM210 172V171H209ZM238 172V171H237ZM249 172V171H248ZM68 174L69 173H71V172H67ZM66 173V174H67ZM152 173V172H151ZM165 173H167V172H165ZM191 173V172H190ZM197 173H199V172H197ZM211 173V172H210ZM204 173V174H206L207 176H208V178L206 177V180L208 179L209 180V178H211V181H212V179H213V177H214V180H215V173ZM235 173H236V171H235ZM241 173V172H240ZM245 173V172H244ZM49 174V173H48ZM62 174V173H61ZM67 174V175H68ZM76 174V173H75ZM117 174H118V176H119V174L121 175V174H123V177H124V174L128 177V175H127V173H125V171L123 170V173H121V172H117L115 175L117 176ZM136 174V173H135ZM143 174H144V177H147V176H145V173L143 172ZM160 174L162 175V173H161V171H160ZM180 174V173H179ZM189 173H187V175H188ZM192 174V173H191ZM193 174H194V172H193ZM209 174L210 175H212L213 174V176H210L209 177ZM242 174V173H241ZM41 175H43V177L41 176ZM65 174L63 173V175H62V177L64 176ZM99 175H97V178L99 177ZM103 176L105 175V174H102ZM114 175V176H115ZM152 175V174H151ZM186 175V176H187ZM199 176H200V174H198ZM198 175H196V176H198ZM238 175H240V174H238ZM237 175V176H238ZM244 175V174H243ZM246 175V174H245ZM263 175V174H262ZM52 176H51V178H52ZM107 176H104V177H107ZM116 176H115V178H116ZM143 176V175H142ZM141 176V177H142ZM178 176V175H177ZM180 176H183L182 175V173H181V175ZM241 176V175H240ZM62 177H60V178H62ZM72 177V176H71ZM92 177V176H91ZM120 177V176H119ZM119 177H117L115 180H113L112 182L113 183H119L117 180L119 179ZM152 178L151 179H154L153 178V175L151 176ZM205 177H201V180H202V178H205ZM232 177V176H231ZM239 177V176H238ZM246 177V176H245ZM254 177V176H253ZM43 178H47V179H43ZM51 178H50V180H51ZM53 178H54V176H53ZM55 178H57L56 176H55ZM57 178V179H58ZM76 178V177H75ZM78 178H80L79 180H81L82 179V177L80 176V177H78ZM84 178V177H83ZM101 178H102V176H101ZM99 179V180H97L98 182H99V184L101 185V186H103V184L105 183V182H103V184L100 182V180L102 181V179ZM126 178V177H125ZM148 178H150V177H148ZM186 178V177H185ZM184 178V179H185ZM187 178H188V176H187ZM190 178H192V177H190L189 176V179ZM194 178H195V175H194ZM248 178V177H247ZM67 181H68V183H69V178L67 177ZM94 179V178H93ZM193 179V178H192ZM191 179V180H192ZM221 179H223V177L221 178ZM240 179V178H239ZM249 179H251V178H249ZM63 180V178L61 179V180H59V182H61ZM72 180L73 181H75L74 179H73V177H72ZM71 180V181H72ZM79 180L77 181V182H79ZM83 180V179H82ZM81 180V181H82ZM120 180V179H119ZM133 180V179H132ZM155 180V179H154ZM205 180V179H204ZM232 180H234V178L232 179L231 178V181L230 182H232L230 185L232 186V184H233V181ZM244 180V179H243ZM42 181V182H41ZM54 183H55V180H52ZM58 181V180H57ZM64 181H66L65 179H64ZM70 181V183L68 184V183H66V184H68V185H70V188H71V190H73L75 187V184H73L72 182ZM80 181V182H81ZM95 181H96V178H95ZM121 181V180H120ZM134 181V180H133ZM135 181H137V180H135ZM185 181V180H184ZM188 181V180H187ZM211 181H210V183H211ZM222 182H223V180H221ZM221 181H220V183H221ZM228 181V182H229ZM234 181H236V180H234ZM249 181H251V180H249ZM40 182V183H39ZM76 182V181H75ZM80 182H79V187H78V185L76 186V188L74 189V190H76L77 189V187L80 189V187H83V184H86V181H85V183H82L81 184V186H80ZM83 182H84V180H83ZM93 182V181H92ZM92 182H90V183H92ZM125 181H123V185L125 184L124 183ZM129 182H131V180L129 181ZM129 182H127L128 184H129ZM193 182V181H192ZM197 182V181H196ZM205 182H207L208 183V181H205ZM229 182V183H230ZM240 182V181H239ZM246 182V181H245ZM53 183V184H54ZM117 183H116V185H117ZM121 183V182H120ZM131 183H133V182H131ZM137 184L135 185V183H134V186H132V187H135V188H139L141 185L139 184V186H137L138 185V182H136ZM140 183V182H139ZM187 183H189V182H187ZM186 183V184H187ZM194 183V182H193ZM202 183H203V180H202ZM207 183L205 184V185H207ZM209 183V184H210ZM216 183V182H215ZM214 183V181H213V184H215ZM229 183H228V185L227 186H229ZM243 183V182H242ZM251 183V182H250ZM62 184H64V182L62 183ZM71 184L72 185H74V186H72L73 187V189H72V187H71ZM76 184H78V183H76ZM107 184L108 183H106L105 185H106V188L107 189H110L109 188V186H110V184H109V186L107 187ZM152 184H154V183H152ZM185 184V185H186ZM190 184H191V182H190ZM238 184V183H237ZM263 184V183H262ZM68 185H65L64 184V186H66V187H62L60 184H59V187H60V189H64L65 188V190L64 191H67V190H69L68 188H69V186ZM89 187H90V185L91 184H87ZM104 185V186H105ZM113 185V184H112ZM111 185V186H112ZM115 185V186H116ZM133 185V184H132ZM144 185V184H143ZM143 185H142V187H143ZM150 185V184H149ZM188 185V184H187ZM193 185V184H192ZM192 185H189V186H187V187H185V188H188V187H190L191 188V186ZM210 185H212V183L210 184ZM236 185V184H235ZM247 185V184H246ZM248 185H250L249 183H248ZM45 186V187H44ZM49 186H50V184H49ZM55 186V185H54ZM57 187H58V184L56 185ZM55 186V188L57 189V187ZM67 186H68V188H67ZM86 186V185H85ZM84 186V187H85ZM88 186H86L87 187V189H88ZM93 186V185H92ZM92 186L90 187V189H88L89 191L91 190V188H92ZM110 186V187H111ZM126 186H127V184H126ZM125 186V187H126ZM130 186V185H129ZM128 186V187H129ZM146 186H148V185H146ZM152 186V187H151ZM154 186H156V185H154ZM209 186V185H208ZM245 186V185H244ZM252 186V185H251ZM262 186V185H261ZM37 187V188H36ZM42 187H40V188H42ZM62 187V188H61ZM83 187V188H84ZM99 187V185L97 186V187H93L94 188V190H93V192L95 191L96 192V190H97V188ZM120 187V186H119ZM128 187H126V189H128ZM142 187H140V189L142 188ZM175 187V186H174ZM173 187V188H174ZM216 187V186H215ZM214 186H213V189L215 188ZM232 187H234V186H232ZM236 187H237V185H236ZM36 188V189H35ZM66 188H67V190H66ZM82 188V189H83ZM96 188V189H95ZM101 188V187H100ZM122 188H123V186H122ZM135 188H132V189H135ZM145 188V187H144ZM153 189V190H155V188L156 187H153V185H150L149 186V188H147V189ZM178 188V187H177ZM177 188H175V189H177ZM194 188V187H193ZM192 188V189H193ZM204 188V187H203ZM252 188V187H251ZM56 189H55V191H56ZM59 189V188H58ZM57 189V191H59ZM79 189H77V190H79ZM85 189V188H84ZM125 189V190H126ZM139 189V190H140ZM158 190H159V188H157ZM156 189V190H157ZM175 189H173L172 191L174 192V190ZM180 189V188H179ZM212 189V188H211ZM231 189V187L229 188V190ZM239 189V188H238ZM248 189V188H247ZM74 190L72 191V194H73V192H74ZM81 190V189H80ZM114 190H115V192H116V190H118V191H120V189H117V187L116 188H114ZM124 190V189H123ZM124 190V191H125ZM136 190H138V189H136ZM139 190L138 191H136L137 193H139ZM144 190H146V189H144ZM187 190V189H186ZM210 190V189H209ZM54 191V190H53ZM83 192L84 191H86V190H82ZM82 191H79V192H81V194H78L79 196L80 195H82L83 193H82ZM88 191V192H89ZM102 191H104V190H102ZM122 191V190H121ZM128 191H130V189L128 190ZM127 191V192H128ZM131 191H133V190H131ZM143 191V190H142ZM171 191V190H170ZM178 191V190H177ZM176 190H175V194H177L176 192H177ZM190 191V190H189ZM200 191V190H199ZM205 190H203V192H204ZM207 191V190H206ZM205 191V192H206ZM214 191V190H213ZM262 191V190H261ZM38 192V193H37ZM68 192V191H67ZM70 192L71 191H69L68 193L70 194ZM76 193H79L78 191H75ZM75 192H74V194H75ZM88 192H86V193H88ZM95 192H94V194L92 193H90L91 195H95ZM101 192V191H100ZM107 192H112V190L111 191H107ZM123 192V191H122ZM136 192H135V194H136ZM148 192V193H147ZM145 194H147V196H148V194H149V191H147ZM168 192V191H167ZM179 192H181V191H179ZM194 192V191H193ZM37 194V196H35L36 194ZM59 193V192H58ZM103 193H105V192H102V197H103ZM112 193H114V192H112ZM120 193V192H119ZM132 193V192H131ZM154 193H155V191H154ZM153 193V194H154ZM160 193V192H159ZM158 193V194H159ZM172 193V192H171ZM186 193V192H185ZM185 193H183V194H185ZM188 193V192H187ZM50 194V193H49ZM48 194V195H49ZM55 194H56V192H55ZM63 194L64 193H62V194H60V195H62L63 196ZM71 194V195H72ZM89 194V196H91ZM105 194H107V193H105ZM114 194H116V195H118L119 196V194L118 193H114ZM123 194V193H122ZM122 194H120V195H122ZM152 193L150 192V194L149 195H151ZM152 194V195H153ZM157 194V193H156ZM156 194H155V197H154V195H153V197L154 198H156ZM166 194V193H165ZM182 194V195H183ZM190 194H191V192H190ZM192 194H194V193H192ZM192 194L190 195V198L191 199H193L191 196H192ZM204 194V193H203ZM231 194V193H230ZM235 194V193H234ZM238 194H240V193H238ZM50 195V196H51ZM76 196H78L77 194H75ZM84 196H82L81 198H83V199H85V197L87 196H85V194H83ZM109 195V194H108ZM110 195H111V193H110ZM115 195V196H116ZM140 195H142V194H140ZM179 195V194H178ZM187 195V194H186ZM224 195V194H223ZM229 195V194H228ZM57 196H59V195H57ZM57 196H55V195H52V199H57L56 197ZM70 196V195H69ZM78 196V197H79ZM132 196V195H131ZM130 195L128 196V198L129 197H131ZM136 196V195H135ZM243 196H244V194H243ZM34 197L32 198V199H34ZM64 197H65V194H64ZM63 197V199H62V201L63 200H67L66 202H65V204L67 203L68 204V196L66 197V198H64ZM72 197V196H71ZM88 197V196H87ZM95 197H96V199H97V194L95 195ZM98 197H99V195H98ZM133 197H134V195H133ZM161 197V196H160ZM170 197V196H169ZM173 197V196H172ZM171 197V198H172ZM175 197H176V195H175ZM180 197H181V195H180ZM179 197V198H180ZM185 197V196H184ZM188 197V196H187ZM187 197H185V198H187ZM208 197V196H207ZM237 197V196H236ZM235 197V198H236ZM239 197H240V195H239ZM238 197V198H239ZM43 199L44 198H46V197H42ZM50 198V199H51ZM77 198V197H76ZM76 198H75V201H76ZM89 198V197H88ZM99 198H101V197H99ZM105 198V197H104ZM116 198V197H115ZM121 198H122V196H121ZM120 198V199H121ZM142 198V201L144 202V199H143V196L141 197ZM144 198H145V196H144ZM147 198H150V196L149 197H146V199ZM159 198V197H158ZM168 198V197H167ZM178 198V199H179ZM183 198V197H182ZM184 198V199H185ZM51 199V200H52ZM74 199V197L73 198H69V200L72 202V200ZM78 199V198H77ZM79 199H80V197H79ZM91 199V198H90ZM112 199V198H111ZM126 199H127V196H126ZM183 199V200H184ZM188 199V198H187ZM186 199V200H187ZM190 199V200H191ZM239 199H241V198H239ZM243 199H244V197H243ZM259 200H260V198H258ZM41 200V199H40ZM58 200V199H57ZM56 200V201H57ZM87 200V199H86ZM86 200H82L83 201V203L85 202L86 203ZM93 200H95V198L94 199H91V201L92 202H90V203H92V204H94L95 205V203L93 202ZM99 200V199H98ZM107 200V199H106ZM105 200V201H106ZM117 200V199H116ZM119 200V199H118ZM130 200V199H129ZM129 200H128V202H129ZM132 201H133V199H131ZM136 200V199H135ZM148 200H150V199H147V200H145L146 202L148 201ZM152 200V199H151ZM157 200V199H156ZM168 200V199H167ZM171 200V199H170ZM173 200H175L174 198H172V200L171 201H173ZM185 200V201H186ZM189 200V199H188ZM197 200V199H196ZM199 200H201V199H199ZM202 200H203V198H202ZM205 200V199H204ZM27 201H28V199H27ZM26 201V202H27ZM29 201H30V199H29ZM33 201V200H32ZM53 201H55V200H53ZM74 200H73V204L75 205V202ZM78 201H80L81 202V204H82V201H81V199L80 200H77L76 201V204L78 203ZM114 201V200H113ZM137 201H140V197H139V200L137 199L136 201H135V203L137 202ZM159 201V200H158ZM164 201H165V199H164ZM169 201V200H168ZM168 201H165V202H168ZM171 201H170V203H171ZM177 201L178 200H175V202L177 203ZM180 201H181V199L178 201L179 203H180ZM185 201H183V202H185ZM230 201V200H229ZM17 202H19V204L17 203ZM25 202V201H24ZM23 202V203H24ZM44 202V201H43ZM95 202H96V200H95ZM117 202V201H116ZM115 202V203H116ZM151 202V201H150ZM150 202H148V203H150ZM152 202H155L156 203V201H152ZM151 202V203H152ZM174 202V201H173ZM183 202H181V204L183 203ZM187 202H190V201H186V203ZM202 202V201H201ZM224 202H226V200L224 201ZM223 202V203H224ZM33 203H34V201H33ZM38 203H42V202H39L38 201ZM38 203H34L33 205H35V209H32V210H35V212L37 211H41L40 210V208H42L43 206H44V204L45 203H47V204H45V206H48V209H46L47 207H45V209H44V207L42 208V209H44L45 210V213H46V215H47V213H48V215H50L51 213H53V211L54 210H52V212H51V210L49 211V206L51 205V203H50V205H48V202H47V200L43 203V204H41V205H39ZM56 203V202H55ZM57 203H58V201H57ZM87 203H89V202H87ZM97 203V202H96ZM106 203V202H105ZM109 203V202H108ZM118 203V202H117ZM134 203V204H135ZM148 203H146V205L148 204ZM154 203V204H155ZM162 203V202H161ZM185 203V204H186ZM200 203V201L198 202V204ZM233 203V202H232ZM261 203V202H260ZM30 204V203H29ZM70 205H71V203H69ZM69 204H68V206H69ZM133 204V203H132ZM138 204H141V206H142V202L140 201V203H138ZM144 204V203H143ZM163 204V203H162ZM166 204H168V203H166ZM165 204V206H167ZM189 204V203H188ZM187 204V205H188ZM202 204V203H201ZM27 205V204H26ZM30 205H32V204H30ZM28 206L27 208L28 209H26V208H24L25 206L24 205H22V206H24L23 208L25 209V210H30L29 208L31 207V206ZM38 205V206H37ZM54 205V204H53ZM52 205V206H53ZM56 205V204H55ZM86 206V204H83L82 206ZM88 206H89V208H87L88 210H90V205L89 204H87ZM107 206H108V204H106ZM117 205V204H116ZM157 205V204H156ZM174 205V204H173ZM183 205V204H182ZM21 206V207H22ZM52 206H50V207H52ZM58 206V205H57ZM63 206H65L64 205V203H63ZM67 206V205H66ZM65 206V207H66ZM78 206V204L75 206V207H73V206H71V207H73V209L74 208H76ZM82 206L80 205V207H81V209H82ZM109 206H110V204H109ZM114 206V205H113ZM137 206V205H136ZM148 206H149V204H148ZM154 206V205H153ZM152 206V207H153ZM159 206V205H158ZM174 206H176V205H174ZM173 206V207H174ZM189 206V205H188ZM199 206V205H198ZM37 207V208H36ZM39 207V208H38ZM79 206L77 207V211H79V209L78 208H80ZM95 207V209H97L99 206L97 205V206H94ZM97 207V208H96ZM131 207V206H130ZM146 207V206H145ZM168 207H169V205H168ZM172 207V208H173ZM181 207V206H180ZM239 207V206H238ZM242 207V206H241ZM250 207H254V205L253 206H250ZM264 207V206H263ZM1 208H3V207H1ZM1 208H0V210H1ZM13 208V207H12ZM16 208L17 207H15L14 209H15V211H16ZM33 208H34V206H33ZM62 208V207H61ZM86 208V207H85ZM85 208H83V210L85 209ZM102 208V207H101ZM101 208H98L99 210L101 209ZM107 207L105 206V208L104 209H106ZM119 208V207H118ZM139 208H140V206H139ZM150 208V207H149ZM167 208V207H166ZM169 208H171V207H169ZM171 208V209H172ZM178 208H179V205H178ZM183 208V207H182ZM186 208V207H185ZM199 208V207H198ZM235 208V207H234ZM234 208H233V210H234ZM262 208V207H261ZM5 209V208H4ZM8 209H6L7 210V212H8ZM14 209H12L13 211H14ZM37 209H39V210H37ZM52 209V208H51ZM64 208H62V210H63ZM69 209V208H68ZM95 209H93V211H92V214L91 215H93L94 213H95V215L94 216H97V218H98V221H99V223H100V220L99 219H104V221H105V218L107 217V219H108V222H111V219L109 220V212H106L107 211V209H106V211H101L100 213H98L97 211L96 212H94L95 211ZM97 209V210H98ZM109 209V208H108ZM112 209V208H111ZM114 209V208H113ZM116 209V208H115ZM142 209V208H141ZM146 209V208H145ZM153 209V208H152ZM168 209V208H167ZM184 209V208H183ZM228 209V208H227ZM239 209V208H238ZM257 209V208H256ZM5 210V211H6ZM24 210V211H25ZM48 210V211H47ZM56 210V209H55ZM65 210V209H64ZM70 210H71V208H70ZM69 210V211H70ZM75 210V209H74ZM118 210V209H117ZM127 210V209H126ZM139 210V209H138ZM144 210V209H143ZM148 210V212H149V209H147ZM146 210V211H147ZM150 210H151V208H150ZM177 210V209H176ZM187 210V209H186ZM194 210H196V209H194ZM262 210V209H261ZM5 211H3V212H5ZM23 211V210H22ZM68 211V210H67ZM67 211L65 210V212L67 213ZM68 211V212H69ZM73 210H71V212H72ZM76 211V212H77ZM82 211V210H81ZM85 211V213L87 212V213H89V212H91V211H87L86 209L84 210ZM83 211V212H84ZM109 211V210H108ZM123 211V210H122ZM134 211H136V210H134ZM153 211V210H152ZM166 211V210H165ZM167 211H169V213H170V211L171 210H167ZM175 211V210H174ZM231 211V210H230ZM239 211V210H238ZM6 212V213H7ZM12 212V211H11ZM33 212V211H32ZM50 212V213H49ZM75 212V211H74ZM80 212V211H79ZM79 212H77L78 214H79ZM137 212V211H136ZM163 212H164V207H163ZM173 212V210L171 211V213ZM180 212V211H179ZM221 212V211H220ZM219 212V213H220ZM241 212V211H240ZM12 213H14L15 214V212H12ZM17 213V212H16ZM18 213H20V211H18ZM40 212H38V214H39ZM42 213H43V211H42ZM45 213H44V215H45ZM57 213V212H56ZM81 213V212H80ZM84 213V214H85ZM111 213L113 214L114 212L113 211H111ZM165 213V212H164ZM168 213V212H167ZM169 213H168V215H169ZM170 213V214H171ZM232 213H233V211H232ZM245 213V212H244ZM259 213V212H258ZM263 213V212H262ZM0 214H4V213H2V211H1V213ZM12 214V217H14V216H16V218H18L19 217V214ZM23 214H25V213H21L20 215H23ZM35 214H37V213H35ZM37 214V215H38ZM41 214V213H40ZM61 214H62V212H61ZM68 214H70L71 215V213H67V215ZM74 214V213H73ZM82 214V213H81ZM132 214V213H131ZM151 214H153V213H151ZM175 213L173 212V214L172 215H174ZM179 214V213H178ZM182 214V213H181ZM202 214V213H201ZM216 214H217V212H216ZM215 214V215H216ZM250 214V217H251V213H249ZM253 214V213H252ZM257 214V213H256ZM264 214V213H263ZM10 215H11V213L9 214V212H8V216H9V218H10ZM26 215V217H29V216H27V213L25 214ZM36 215V218L39 216H37ZM44 215H42V217L44 216ZM48 215H47V217H48ZM63 215V214H62ZM62 215H61V217H62ZM70 215L68 216L69 217V219H70ZM76 213H75V216H73V218L74 217H76ZM111 215V214H110ZM114 215V214H113ZM140 215V214H139ZM143 215V214H142ZM163 215V214H162ZM171 215V216H172ZM180 215V214H179ZM218 215V214H217ZM220 215V214H219ZM240 215H242V217H245V216H243V212H242V214H240ZM245 215H247V214H245ZM3 216V215H2ZM24 216V215H23ZM22 216V219L24 218ZM33 216V215H32ZM31 216V218H29L30 220L35 216H33L32 217ZM60 215H58L57 216V218L59 217ZM86 216H88V214H86ZM85 216V218H90V217H86ZM93 216V217H94ZM135 216V215H134ZM175 216V215H174ZM232 216H234L233 214H232ZM253 216H255V215H253ZM7 217V215H5V217L3 216V218H6ZM11 217V218H12ZM25 217V218H26ZM42 217H39V218H42ZM46 216H45V219L47 218ZM60 217V218H61ZM71 217H72V215H71ZM79 217V216H78ZM81 217V216H80ZM105 217V218H104ZM112 217V216H111ZM144 217V216H143ZM150 217V216H149ZM161 217H163V216H161ZM166 217V216H165ZM226 217H227V215H226ZM226 217H225V219L224 218H221V219H224V220H226ZM230 217H231V215H230ZM256 217V216H255ZM2 217H0V251L1 252H3L2 250H1V248H4V251H5V248H9V249H11L10 247H12L13 245L12 244H16V245H14L15 247H16V251H18V252H16L15 251V253H16V255H14V256H12L11 254H12V251H11V254H10V256L12 257L11 258V261L9 260V261H6L7 263L9 262V264L11 263V264H39L41 261V263H45L46 264V260H45V257H44V253H42L43 251H42V243L41 242H43L44 241V238L42 239V236H38V234H29V233H31V230H32V228H31V226H29L28 224V226H29V229H27V225H26V230H25V232H28V233H25V232H23L22 230H20V231H16V230H19L20 229V227L21 228H23V230L25 229L24 227H25V225H24V227L23 226H20L19 227V229L17 228V222H15L13 219H11V220H7V221H5V222H3L4 221V219H3ZM25 218H24V220H25ZM36 218H34L35 220H36ZM56 218V217H55ZM56 218V219H57ZM64 218H65V216H64ZM64 218H62V220L64 219ZM77 218V217H76ZM125 218V217H124ZM132 218V217H131ZM164 218V217H163ZM167 218H168V216H167ZM174 218V217H173ZM228 218H229V215H228ZM237 218H238V216H237ZM239 218H240V216H239ZM238 218V219H239ZM248 218V217H247ZM1 219L3 220V221H1ZM15 219V218H14ZM19 219H20V217H19ZM44 219V220H45ZM90 219H92L93 220V218H90ZM89 219V220H90ZM146 219H148V218H146ZM161 219V218H160ZM160 219H159V221H160ZM166 219V218H165ZM164 219V220H165ZM237 219V222L239 221ZM249 219V218H248ZM17 220V219H16ZM26 220H27V218H26ZM25 220V221H26ZM38 220V219H37ZM49 221H50V219H48ZM48 220H46V221H48ZM55 220V219H54ZM88 220V221H89ZM91 220V221H92ZM126 220V219H125ZM135 220V219H134ZM140 220V219H139ZM167 220V219H166ZM236 220V219H235ZM19 221H22L21 219L19 220ZM28 221V220H27ZM26 221V222H27ZM33 221V220H32ZM31 221V222H32ZM66 221V223L68 222L67 220H65ZM70 221H71V219H70ZM69 221V222H70ZM77 221V220H76ZM81 221V220H80ZM79 221V222H80ZM95 221H96V218H95ZM94 221V222H95ZM122 221H124V220H122ZM154 221V220H153ZM163 221V220H162ZM169 221V220H168ZM174 221V220H173ZM205 221H208V220H205ZM204 221V222H205ZM222 220H220L219 222H221ZM227 221V220H226ZM232 221V220H231ZM25 222V223H26ZM39 222V221H38ZM38 222L36 223L35 222V224H38ZM43 222H45V221H43ZM52 222V221H51ZM51 222H49V223H51ZM90 222V221H89ZM135 222V221H134ZM134 222H133V226H134ZM141 222V221H140ZM167 222V221H166ZM203 222V223H204ZM209 222V221H208ZM233 222H234V220H233ZM258 222V221H257ZM28 223V222H27ZM46 223H48V222H46ZM70 223H72V222H70ZM81 223H83V221H81ZM142 223V222H141ZM141 223H140V225H141ZM202 223V222H201ZM224 223H225V221H224ZM239 223V222H238ZM242 223V222H241ZM243 223H245V224H243ZM243 223H242V225L241 226H245L244 228L246 229L245 231L247 232V228H246V226L248 227V225H246V221H244L243 220ZM259 223V222H258ZM257 223V224H258ZM33 224V223H32ZM40 224V223H39ZM79 223H75V224H72V225H78ZM84 224H86V223H84ZM96 224V223H95ZM102 224V223H101ZM100 224V225H101ZM105 224H107V223H104V225L103 226H105ZM115 224V223H114ZM136 224V223H135ZM172 224V223H171ZM174 224V223H173ZM216 224H217V221H216ZM215 224V225H216ZM233 223H231V224H228V225H232ZM235 224H236V222H235ZM251 224V223H250ZM19 225V224H18ZM48 225H51V224H48ZM64 225H65V223H64ZM63 225V226H64ZM80 225V224H79ZM78 225V226H79ZM90 225V224H89ZM108 225V224H107ZM112 225V224H111ZM111 225H109V226H111ZM117 225H118V223H117ZM128 225V224H127ZM138 225V224H137ZM145 225V224H144ZM205 225H207L206 223H205ZM205 225H203L204 226V228H205ZM221 225V224H220ZM15 226H16V228L17 229H15ZM35 226V225H34ZM40 226V225H39ZM44 226V225H43ZM75 226H73V227H75ZM80 226H82V224L80 225ZM87 226H88V224H87ZM113 226V225H112ZM124 226L125 225H123V228H124ZM130 226V225H129ZM128 226V227H129ZM136 226V225H135ZM161 226V225H160ZM201 226V225H200ZM224 225H222V227H223ZM259 226H260V224H259ZM36 227H37V225H36ZM51 227H53V226H51ZM51 227H49L48 228V226H45V229L44 230H42V232L44 231V234H42V235H48V239L50 240V238L49 237H53L52 236V230H50L51 229ZM72 227V228H73ZM77 227V226H76ZM75 227V228H76ZM83 227V226H82ZM94 227H96L95 225H94ZM93 227V228H94ZM102 227V226H101ZM118 227V226H117ZM122 227V226H121ZM137 227V226H136ZM156 227V226H155ZM159 227V226H158ZM158 227H156V228H158ZM168 227H170V226H168ZM202 227V226H201ZM214 227H216V226H214ZM228 227H230V226H228ZM237 227H239V226H237ZM254 227V226H253ZM261 227V226H260ZM259 227V228H260ZM39 228V227H38ZM41 228V227H40ZM64 228V227H63ZM70 228V227H69ZM85 228L87 229V227L85 226ZM90 228H91V226H90ZM98 228H100V227H98ZM104 229H105V227H103ZM102 228V229H103ZM112 228H115V227H112ZM119 228V227H118ZM117 228V229H118ZM122 228V229H123ZM131 228H132V226H131ZM140 228V227H139ZM138 228V229H139ZM142 228V227H141ZM203 228V229H204ZM232 228V227H231ZM243 228V227H242ZM249 228V227H248ZM252 228V227H251ZM257 228V227H256ZM43 229V228H42ZM58 229V228H57ZM77 229H79V227H77ZM85 229V230H86ZM101 229V228H100ZM108 229V228H107ZM111 229V228H110ZM116 229V230H117ZM125 229V228H124ZM130 229V228H129ZM133 229H137V228H133ZM166 229H168V228H166ZM30 230V231H29ZM68 230H70V229H68ZM68 230H66V233L67 234H70L69 233V231ZM79 230H82V229H79ZM88 230V229H87ZM99 230V229H98ZM165 230V229H164ZM163 230V231H164ZM199 230H200V228H199ZM240 230H243V229H240ZM239 230V231H240ZM251 230L252 229H249V232H251ZM255 230V229H254ZM257 230H260V229H257ZM14 231L15 232H19V233H16L17 235V237L14 239L13 237H14V235H13V233H14ZM34 231V230H33ZM54 231V230H53ZM59 231H60V227H59ZM68 231V232H67ZM72 231V230H71ZM75 231V232H74ZM73 232L74 233H78V235H80V233L77 231V230H74ZM84 231V230H83ZM89 231L92 233L91 235H93L94 233H98L97 232V230L96 229H89ZM109 231V230H108ZM126 231V230H125ZM130 231H132V230H130ZM135 230H133L132 232H134ZM233 231H237V230H233ZM244 231V233L245 234H247L246 232ZM253 231V230H252ZM82 232V231H81ZM101 232V231H100ZM102 232H104L103 230H102ZM120 232V231H119ZM129 232V231H128ZM128 232L126 233V234H128ZM152 232V231H151ZM255 232V231H254ZM11 233V234H10ZM54 233V232H53ZM62 233V232H61ZM74 233H73V235H74ZM89 233V232H88ZM111 234L112 233V231L111 232H106V234ZM118 233V232H117ZM116 233V234H117ZM121 233V232H120ZM119 233V234H120ZM136 233V232H135ZM162 233V232H161ZM213 233V232H212ZM241 233H243V232H241ZM253 233V232H252ZM260 233V232H259ZM9 234H10V236H9ZM56 234V233H55ZM60 234V233H59ZM63 234H65L64 232H63ZM72 234V233H71ZM90 234V233H89ZM99 234V233H98ZM101 234V233H100ZM109 234V236H111ZM122 234V233H121ZM138 234H139V232H138ZM164 234V233H163ZM244 234V235H245ZM254 234H256V232L254 233ZM11 235H13V236H11ZM54 235V234H53ZM66 235V234H65ZM65 235L63 236V237H65ZM83 235H85V237H86V235H87V233H83ZM114 235L115 234H113V237H114ZM132 235V234H131ZM202 235V234H201ZM204 235V234H203ZM243 235V236H244ZM8 236H9V238L10 237H12V238H8ZM59 236V235H58ZM122 235H120V237H121ZM136 236H137V234H136ZM189 236V235H188ZM187 236V237H188ZM190 236H193V232H191V235ZM247 236V235H246ZM62 237V238H63ZM70 237V236H69ZM71 237H72V235H71ZM75 237H77V235L75 236ZM89 237H90V235H89ZM93 237V236H92ZM95 237V236H94ZM98 237H99V235H98ZM98 237H95V238H98ZM101 237V236H100ZM103 237V236H102ZM105 237V236H104ZM108 237V236H107ZM115 237H117L116 235H115ZM130 237V236H129ZM128 237V238H129ZM80 238V237H79ZM79 238H78V240H79ZM87 238H88V235H87V237H86V239L85 240H87ZM94 238V239H95ZM112 238V237H111ZM123 238V237H122ZM122 238H120V239H122ZM127 238V239H128ZM163 238V237H162ZM191 238V237H190ZM193 238H194V236H193ZM48 239H46V240H48ZM65 239V238H64ZM66 239H67V237H66ZM65 239V240H66ZM70 239V238H69ZM74 239V238H73ZM91 239H93V238H91ZM113 239V238H112ZM116 239H118V237L117 238H115L114 239V241H116ZM127 239H126V241H127ZM131 239H134V236H133V238H131ZM136 239H137V237H136ZM156 239V238H155ZM154 239V240H155ZM182 239V238H181ZM183 239H184V237H183ZM10 240V241H9ZM45 240V241H46ZM53 240V239H52ZM61 240V239H60ZM72 240V239H71ZM88 240H90V238L88 239ZM97 240H99V239H97ZM100 240H102V239H100ZM119 240V239H118ZM117 240V242H116V245H117V243L118 242H122V240L120 241H118ZM124 240H125V238H124ZM159 240V239H158ZM185 240V239H184ZM190 240V239H189ZM188 240V241H189ZM17 241L19 242V243H17ZM61 241H63V240H61ZM74 241V240H73ZM76 241V242H75ZM75 245H76V243L78 244V242L79 241H77L76 240V238H75ZM82 241V240H81ZM96 241V240H95ZM125 241V242H126ZM147 241V240H146ZM261 241V240H260ZM53 242V241H52ZM52 242H49V243H52ZM56 242V241H55ZM71 241H69V245L71 244L70 243ZM88 242V241H87ZM90 242V241H89ZM93 242V241H92ZM96 242H98V244H99V241H96ZM102 242H104V241H102ZM124 242V241H123ZM128 242H130V241H128ZM128 242H126V243H123V244H127V245H130V243L128 244ZM131 242H132V240H131ZM156 242V241H155ZM166 242V241H165ZM191 242V241H190ZM189 242V243H190ZM45 243V242H44ZM43 243V244H44ZM73 243V242H72ZM83 243H84V241H83ZM106 243V242H105ZM110 243H112L113 244V242H112V240H111V242ZM115 243V242H114ZM132 243H134V241L132 242ZM149 243V242H148ZM147 243V244H148ZM152 243V242H151ZM158 243H160V242H158ZM18 244V245H17ZM20 244V245H19ZM53 244V243H52ZM58 244V243H57ZM55 245V243H54V247L52 246V247H50V244H48L47 243V245L50 247V248H52L51 250H50V252H48V254H50V253H52V256H53V259L54 260H60V258L61 259H63V261H65V262H63L62 264H79L80 262H81V260L79 259V261H78V258H80L83 254V257H81V258H84V256H93V257H95V255H96V250L94 251L93 249H92V247H91V250H90V248L88 249V247H87V249H85V248H83L82 246H86V245H82L81 247H82V249L81 250H78L80 253H81V256H80V254L78 255V253L76 254V252H74V254H76V255H78V258L76 259V257H74V254H73V252H72V254L70 253V252H68V253H65V252H63L62 250H61V246L62 245H59L60 246V248H59V246L58 245ZM60 244V243H59ZM62 244V243H61ZM67 245H68V243H66ZM65 244V245H66ZM74 244V243H73ZM81 244H82V242H81ZM80 244V245H81ZM87 244H89V243H87ZM94 244V243H93ZM107 244V246L106 245H103V247L105 246V249L107 248V247H111L112 246V244H110V245H108V242L106 243ZM120 244V243H119ZM118 244V246L120 247H122V246H124L123 244L122 245H119ZM155 244V243H154ZM154 244H152V245H154ZM163 244V243H162ZM166 244H168V243H166ZM166 244H164L165 246H166ZM179 244V243H178ZM47 245H44V247L45 246H47ZM114 245V244H113ZM116 245H114V249H116L117 247H115ZM131 245H133V244H131ZM143 245V244H142ZM141 245V246H142ZM93 246V245H92ZM148 246H149V244H148ZM151 246V245H150ZM158 246H160V244L158 245ZM161 246H163V245H161ZM164 246V247H165ZM169 246V245H168ZM257 246V245H256ZM43 247V248H44ZM67 247V246H66ZM94 247H95V244H94ZM120 247V248H121ZM131 247V246H130ZM130 247H127V249L128 248H130ZM133 247V246H132ZM140 247V246H139ZM147 246H142V248H139V249H137L136 250V252L135 253H133L132 255H136L135 256V258H132V259H130L129 260V262L130 263H135V264H138V261L140 260V257H142V255H141V252L140 253H138L140 250H143V249H145ZM153 247V246H152ZM156 247V246H155ZM163 247V248H164ZM174 247V246H173ZM248 247V246H247ZM47 248V247H46ZM45 248V249H46ZM74 248H75V246H74ZM77 248H80V246L79 247H77ZM99 248H102V244H101V246H99ZM119 248V250L121 251L122 249H120ZM162 248V247H161ZM250 248V247H249ZM72 249V248H71ZM76 249V248H75ZM95 249V248H94ZM103 250H104V248H102ZM102 249H100V253L99 254H103L102 256H103V259H109L108 257H110L111 258V256L109 255L108 257H105L104 258V256L107 254H109L107 251H101ZM110 249V248H109ZM113 251H115L114 249H113V247L111 248ZM131 249V248H130ZM129 249V251L128 250H126V248H125V251H124V255H125V259H126V257H127V255L129 254L128 252H130L131 250ZM150 249V248H149ZM160 249V248H159ZM159 249L157 250V251H159ZM243 249H245V248H243ZM247 249V251H248V248H246ZM12 250V249H11ZM47 250H49V248L47 249ZM62 251V253H61V251ZM108 250V249H107ZM117 250V249H116ZM146 250V249H145ZM165 250V249H164ZM163 250V251H164ZM178 250V249H177ZM242 250V249H241ZM8 251H10V250H8ZM14 251V250H13ZM71 251V250H70ZM73 251V250H72ZM77 251V252H78ZM98 251V250H97ZM123 251H121V253H123ZM153 251V250H152ZM157 251H155V252H157ZM161 251V250H160ZM173 251H174V249H173ZM176 251V250H175ZM6 252H7V249H6ZM82 252H84L83 254H82ZM94 252V253H93ZM99 252V251H98ZM116 252V251H115ZM114 252V254H116L117 255V253H115ZM144 252V251H143ZM182 252V251H181ZM246 252V251H245ZM5 253V252H4ZM8 253V252H7ZM93 253V254H92ZM105 253V254H104ZM120 253V255L122 256V254ZM128 253V254H127ZM159 253V252H158ZM171 253V254H170ZM172 253L173 252H169L168 253V255L170 254V256L172 257L173 255H172ZM180 252H178V254H179ZM235 253V252H234ZM110 254H112V252L110 253ZM113 254V255H114ZM127 254V255H126ZM143 254V253H142ZM152 254H154V253H151L150 255H152ZM160 254V257H161V255H162V253H159ZM182 254V253H181ZM1 255H3L2 253H1ZM75 255V256H76ZM118 255H119V253H118ZM117 255V257H119V260H121V261H119V260H117L116 258H114L113 256H112V258H114L113 259V263L112 262H110V264L112 263V264H123V262L125 261V259H124V257H123V259H120L121 257H120V255L118 256ZM150 255H148L149 257H150ZM167 255V259H168V256ZM5 256V255H4ZM51 256V255H50ZM50 256H48V258H46L47 259V264L48 263H50V260L48 261V259H50L51 257ZM80 256V257H79ZM86 256V257H87ZM98 256V255H97ZM96 256V257H97ZM139 256V257H138ZM153 256V255H152ZM156 256V255H155ZM154 256V257H155ZM159 256V255H158ZM175 256V255H174ZM173 256V257H174ZM182 256V255H181ZM1 257V256H0ZM50 257V258H49ZM60 257V258H59ZM90 257V258H91ZM92 257V258H93ZM95 257V258H96ZM133 257V256H132ZM146 257V256H145ZM154 257H152L151 258V260H149L150 261V263L152 264L154 261H155V259H157V257L156 258H154ZM172 257V258H173ZM178 257H180V255L178 256ZM4 258V257H3ZM7 258H8V256H7ZM101 257H98L97 259H100ZM260 258V257H259ZM5 259V258H4ZM87 259H89V257L87 258ZM87 259H85L86 260V262H87ZM102 259V261H104ZM169 259H171L170 257H169ZM174 259H178L177 257L176 258H174ZM3 260V259H2ZM7 260V259H6ZM94 260V259H93ZM101 260V259H100ZM110 260V259H109ZM124 260V261H123ZM148 261V259L147 258H145V260L144 261ZM154 260V261H153ZM1 261V260H0ZM4 261L5 260H3V263H4ZM39 263H38V262ZM84 261V260H83ZM98 261V260H97ZM97 261H95V263L94 264H96V262ZM59 262V261H58ZM105 262H107L108 263V261L106 260ZM126 262V261H125ZM124 262V264H126ZM128 262V261H127ZM215 262V261H214ZM0 263H2V261L0 262ZM7 263H5V264H7ZM55 263H57V262H55ZM60 263V262H59ZM82 263V262H81ZM90 263V262H89ZM99 263H102V264H104L103 262H99ZM106 263V264H107ZM140 264L142 263L143 264V262H141V260H140V262H139ZM262 263H264V259H263V262ZM83 264H85V262H83ZM91 264V263H90ZM149 264V263H148ZM187 264V263H186ZM191 264V263H190ZM220 264V263H219ZM247 264V263H246ZM248 264H261L260 262H256V261H253V262H250V263H248Z\"/></svg>",
  "mask_w": 264,
  "mask_h": 264
}]
</instances>
